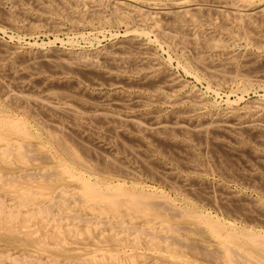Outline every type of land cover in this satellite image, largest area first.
I'll return each mask as SVG.
<instances>
[{
	"label": "bare ground",
	"instance_id": "bare-ground-1",
	"mask_svg": "<svg viewBox=\"0 0 264 264\" xmlns=\"http://www.w3.org/2000/svg\"><path fill=\"white\" fill-rule=\"evenodd\" d=\"M2 1V0H1ZM18 1V0H17ZM23 1V0H22ZM26 1H28V0H26ZM31 1V0H30ZM32 1H34V0H32ZM36 2H38L37 0H35ZM42 1V0H41ZM48 1V0H47ZM53 1V2H52ZM57 1H59V4L60 5H58V3H56ZM72 0H51V2H52V4H50L49 2H47V4L49 3V6L48 7H50V8H52V9H50L49 8V10L51 11V13L52 12H54L56 15L57 14H59V15H57V16H55V17H58V18H61L60 17V15H63V17H64V15L65 16H67V17H70V15L71 14H73L72 16L73 17H70L71 18V20L73 19V20H78L79 21V17H80V20H81V22H82V20H83V18H86L87 17V19L88 18H90V17H93V16H96L95 18H97L98 19V21H97V19H96V21H97V24L96 25H98V26H101V25H103V24H101V23H109V22H118L119 23V21H120V23L123 21V19H125V17H126V15L129 17V18H131L132 19V17H133V19H137V17H139V22L140 23H142V24H146L147 26V28H149V30L151 31L150 33H153L154 34V37L156 38V41H160V40H162L161 42H167L168 44H174V46L176 47V48H180L179 50H181L180 52L182 53V55H184L185 54V56L187 57V56H189L190 55V63H193L197 68V70L199 69L200 71H201V73L200 74H202V75H204L205 77H207L208 79H210V83L212 82V80H219L220 82L221 81H224V82H230V84H231V82H240V85L242 84V86L243 87H245V86H251L253 83H255L254 84V86L256 85V84H263L264 85V61H262V63H260V62H258V63H260V65H255L253 62H256L257 61V59H258V57L261 55V53H262V51L264 52V0H207V1H209V2H211V3H209V5H205V7H203V6H201V3L204 1V0H200V6H198L199 4H198V2H196L197 0H181V1H179L178 0V2L176 3L175 1H173V2H175V3H173V4H170V3H172V2H170L169 3V6L166 8V9H164V8H161V9H159L160 11V13H161V15H158L157 13H155L157 10H154L153 12H150V11H147V10H149V9H147V8H145V9H147V10H143L141 7H142V3H144V1L143 0H141L142 1V3L140 2V1H138V0H126V1H121V0H118L116 3L118 4H120L121 3V5L123 6V5H127L126 6V8L125 9H123V10H126V12H127V9H132V10H134V14H132L131 13V11H128L129 12V14H126L124 11V13H125V16L123 15V17H121L122 16V13L120 14V16L118 15V13H117V8H115V7H112L113 6V4H114V6H115V3L114 2H110V5H111V3H113L112 5H111V7L113 8V10H111L112 11V15H110V17H108L107 15L105 16V14L104 13H102V14H104V15H102L101 14V10H102V7L103 6H105L106 8H107V4L106 3H108L109 1H106V0H73L72 2H71ZM158 1H160V0H158ZM165 1H169V0H162V2L161 3H163V2H165ZM190 1H194L197 5V7L195 6V7H191L192 5H191V3H193V2H190ZM206 1V0H205ZM205 1H204V3H205ZM206 1V2H207ZM25 2V1H24ZM23 2V3H24ZM46 2V0H44V2H43V4ZM147 2V1H146ZM190 2V3H189ZM53 3L55 4V5H58V7L57 6H55V7H51V5H53ZM87 3H88V5H89V3H90V5L89 6H87ZM149 3H150V1H149ZM160 3V2H159ZM204 3H202V5H204ZM217 3V4H216ZM30 5V4H28L27 2H25V4H21L22 5V7H23V10H22V8H21V10L22 11H25V10H27L28 8L27 7H25V6H23V5ZM35 4V3H34ZM38 4H40V3H38ZM106 4V5H105ZM146 4V3H145ZM153 3H151V5H152ZM154 4H157V3H154ZM166 2H165V6H166ZM218 5V4H220V5H222V10H218V9H215L214 7H215V5ZM21 5H20V7H21ZM42 5V4H41ZM119 6V5H116L117 7L119 6V8H121L122 6ZM158 6H159V4H157ZM191 5V6H190ZM47 6V5H46ZM45 6V7H46ZM144 6V5H143ZM160 6H162V4L160 5ZM164 6V5H163ZM30 7V6H29ZM36 7V9L38 10L39 9V7L38 6H35ZM38 7V8H37ZM45 7H43V9L45 8ZM48 7H46V9H48ZM127 7H129V8H127ZM13 8V7H12ZM105 8V9H106ZM109 8V7H108ZM151 8V7H150ZM157 8V7H156ZM218 8V7H217ZM30 9H31V7H30ZM33 9H35L34 8V5H33ZM46 9H44V12H46ZM104 9V8H103ZM104 9V10H105ZM110 9V8H109ZM164 9V11H162L161 12V10H163ZM220 9V8H219ZM29 10V9H28ZM107 10V9H106ZM105 10V11H106ZM119 10V9H118ZM153 10V9H152ZM213 11V15H212V11ZM32 11V10H31ZM36 11V10H35ZM48 11V10H47ZM110 11V10H109ZM10 12H12V11H10ZM9 12V14H11ZM14 12V11H13ZM13 12H12V14L11 15H9V16H6V20L5 19H3V17H1L3 20H5L7 23H8V21H9V23L13 20ZM19 12V11H18ZM26 12V11H25ZM33 12H34V10H33ZM41 12H43V11H41ZM40 11H39V13H41ZM43 12V13H44ZM158 12V11H157ZM16 13V12H15ZM14 13V14H15ZM35 13H37V12H35ZM46 13H48V12H46ZM45 13V14H46ZM54 13H52V14H54ZM111 13V12H110ZM110 13H108V14H110ZM120 13V12H119ZM131 13V14H130ZM8 14V13H7ZM29 14V11H28V13H25L24 15H27L29 18H30V16L28 15ZM34 14V13H33ZM44 14V15H45ZM4 16H5V14H3ZM22 15H23V13H22ZM37 15V14H36ZM36 15H32L31 17H33L34 19H36V22H40L39 20H41L40 18H38L39 20L37 21V18H35V16ZM41 15V14H40ZM43 15V14H42ZM92 15V16H91ZM132 15V16H131ZM216 17H215V16ZM46 16H48V15H46ZM90 16V17H89ZM105 16V17H104ZM136 16V17H135ZM212 17V18H217V20L219 19V23H218V26L219 27H217L216 28V30L218 29V30H220L221 31V29H223V30H226V31H228V33L230 32V33H233V34H235V36L236 37H238V38H240L241 40L243 39V42L245 41L246 43H252V44H254V46H253V48L254 47H256L255 48V50H257V51H255V53H253V55L251 56H247V57H239V56H236L235 55V51L233 52V54L235 55V56H233V55H228V53L226 54V55H224L223 56V58H217V59H214V57L215 56H213V58H212V55H216V53H217V55H219V53H220V51H219V53L218 52H216V50H223V51H225L226 52V50L229 48V47H231L233 44H232V42H230V38L233 36L232 34V36H230L229 37V39L227 40V39H224V38H222L223 37V35L222 34H220V31L218 32L219 34H220V36L222 35V37H220L219 35H217V37L216 36H214L213 37V33L211 34V33H207L208 34V36H210V37H206L207 36V34H205V33H203L204 34V36L201 34V32H199V29L201 28H199L198 30H196V28H195V26H200V25H205V23L207 22V24H208V22H209V18L208 17ZM17 18H18V16H16ZM25 17V16H24ZM50 17V16H49ZM52 17V16H51ZM210 17V20H212V18ZM14 18H15V16H14ZM17 18H15V19H17ZM26 18V17H25ZM54 17H52V19H53ZM94 18V19H95ZM15 19L12 21V22H14L15 21ZM48 18H46V20H47ZM49 19H51V18H49ZM86 19V20H87ZM92 19V18H91ZM94 19H92V21L94 20ZM131 19H129V21H131ZM18 20V19H17ZM42 20H44V18L42 19ZM45 20V21H46ZM54 20V19H53ZM61 20V19H60ZM72 20V21H73ZM162 20H164V22H165V24L164 25H162ZM30 21V20H29ZM48 21V20H47ZM46 21V22H47ZM70 21V20H69ZM78 21H77V23H78ZM84 21H85V19H84ZM83 21V22H84ZM92 21H86V22H84V23H86V24H88V22H92ZM133 21V20H132ZM131 21V22H132ZM135 21V20H134ZM179 21H181L180 23L181 24H183V22L185 23V22H187V24H189V23H193L194 24V26H193V28L195 29L194 31H192V29H191V31H189L190 30V28L187 26L186 28H184L185 27V24L184 25H181V24H179ZM214 21L216 22V19H214ZM214 21L212 22V23H214ZM23 22H24V19H23ZM45 22V23H46ZM74 22V21H73ZM76 22V21H75ZM124 22V21H123ZM136 22V21H135ZM135 22H133V23H135ZM189 22V23H188ZM211 22V21H210ZM210 22H209V24H210ZM218 22V21H217ZM217 22H216V24H217ZM1 23V22H0ZM8 23V24H9ZM30 23H31V21H30ZM30 23H28L27 25H29ZM43 23V22H42ZM41 23V24H42ZM50 23H55V22H50ZM71 23V22H70ZM80 23V22H79ZM93 23H94V21H93ZM100 25H99V24ZM117 23V24H118ZM126 23V22H125ZM140 23H137V24H140ZM4 24V23H3ZM12 24V23H11ZM38 24V23H37ZM37 24H35V22L34 23H31L29 26H30V28H32V27H34V28H36V26H37ZM46 24H48V22L46 23ZM56 24V23H55ZM54 24V25H55ZM113 24V23H112ZM193 24H191V25H193ZM10 25V24H9ZM13 25V24H12ZM24 25V24H23ZM43 25V24H42ZM91 25H93V24H91ZM106 25V24H105ZM114 25V24H113ZM121 25V24H120ZM124 25V24H123ZM130 25V24H129ZM191 25H189V26H191ZM203 25V26H204ZM213 25V24H212ZM215 25V24H214ZM28 26V27H29ZM39 26L40 25H38V28H39ZM44 26V25H43ZM49 26V25H48ZM94 26H95V24H94ZM98 26H96V28L98 27ZM112 26V25H111ZM126 26V25H125ZM140 26H142V25H140ZM145 26V25H144ZM207 26V28L209 27V26H211V25H206ZM217 26V25H216ZM215 26V27H216ZM47 27V26H46ZM128 27V26H127ZM192 27V26H191ZM33 28V29H34ZM53 28V27H52ZM55 28V27H54ZM100 28V27H99ZM105 28V27H104ZM138 28V27H137ZM141 28V27H140ZM187 28H189V30L187 29ZM204 28V27H203ZM206 28V27H205ZM213 28H214V26H213ZM212 28V29H213ZM221 28V29H220ZM40 29V28H39ZM60 29V28H59ZM106 29V28H105ZM109 29V28H108ZM136 29V28H135ZM142 29V28H141ZM211 28H209V30H210ZM215 29V28H214ZM56 30H58V29H56ZM76 30H77V28H76ZM101 30H102V28H101ZM139 30V29H138ZM148 30V29H147ZM188 30V31H187ZM31 31H32V29H31ZM49 31V30H48ZM125 31H129V30H126L125 29ZM124 31V32H125ZM130 31H131V27H130ZM146 30H144V31H137V30H135V31H133V29H132V32H131V35H127V32H125V35L127 36H125V35H123V36H125L124 37V39L122 38V36H121V38L124 40H122L121 42L119 41V42H117V40L119 39L118 38V36H117V40H116V38H115V40H116V43H112L110 46H109V48L108 49H102V52H99V50H100V48H98L97 49V52H99V53H97L96 51H91V54H88V55H91L90 57H88V56H85V55H82L83 54V52H82V54H80L81 53V51H80V55L78 54V53H76L75 52V54H76V56H72V55H69L70 53V51L68 52V54L67 53H65L64 54V52L63 51H66L67 52V49L65 50H63V49H61V50H59V48H56V51L54 50L55 48H52L53 50H49L48 52L47 51H45L46 49L48 50V48H50L48 45L49 44H47V46H48V48H46L45 50H40L41 52H40V54L39 55H37V56H33V57H28V55H25L26 53H24V55L25 56H27V57H22V55L19 53V55H18V52H16L17 53V56L14 54V50H12V49H14V48H17L16 47V45H15V47L13 46L12 47V45H11V47H12V49H11V47L10 46H7V45H9L7 42H5V43H7V45L5 46V45H3V48L4 47H8L7 49H10L11 51L10 52H7L8 54H6V53H4V50L2 49L1 51H2V55H1V53H0V75H2L1 77H3L4 78V80H6L7 79V77H8V79H12V81H14V82H12L13 83V86L16 84V86H17V88L16 87H13V86H10L11 85V83L10 82H8V83H10V85H7L8 83H7V80L5 81V83H3L4 82V80H2V79H0V80H2V81H0V88L2 89L1 91L3 92L2 94H4V97H3V95L1 96V97H3L4 98V101H1L0 100V169H3V168H11L13 165H16V166H18L19 168H20V170L21 171H19L18 172V170L15 172V173H20L19 175H17L16 174V176H14L15 175V173H14V171L12 172V174L14 173V175L12 176V175H10L9 174V172H11V169L9 170V172H6L7 173V175L5 174V175H3L2 173H0V188H2V189H10V190H12V191H10L11 193H12V195L14 196V198L16 199L15 201H13V203L15 202H17V205L18 206H23V208L24 207H29V209L25 212V211H23V212H21L20 210H17L18 208H17V206H16V208L14 207V206H12V207H14V208H9L8 209V207H5V205L2 203V201L0 200V232L1 231H6V234L4 235V236H7L8 237V239L10 238V240L13 242V244H15L16 242L15 241H17V237L16 236H19V226H21V228L22 229H24V227H25V225L26 224H28V223H26V222H29V221H31V220H33V219H36V218H38L39 216L41 217L42 216V220L44 221L45 220V218L47 219L48 217H50V216H52L53 217V213H52V208L54 207V206H56V208H58V213L60 212V211H65L66 212V214L68 215V216H70L71 218H72V216H73V221H75V219H77L76 221L78 222V221H80V220H82V222H84V224H85V227L86 228H89L90 227V224H92L93 222H95L96 223V221H97V219L99 220V218H98V216L100 215V216H102L103 218H101V220H103L102 222L105 224V225H111L112 224V219H114L115 221H120V219H122L123 218V215L124 214H127V215H129L130 217H132V218H137V217H142L145 221V223H144V225H145V227H143V228H137V227H135V225L133 226V223L132 224H126V223H124V225L122 224V223H118V222H116V223H114V224H112V230L113 229H115V228H122L124 231H127V232H131L132 234V239H131V243H132V245H136L135 246V248L140 244V237L143 235V233H145L146 232V235H148V241H147V247H151V248H157V251L159 252V253H157V254H159L160 255V258H161V261H167L168 259H177V260H182V261H184L185 259H184V256L188 253H186V251H192L193 253L194 252H197V253H194L195 255H197V256H202L203 254V252L205 251H202V255L200 254V252H201V249L198 247V246H195L194 245V243H192L191 242V240H188V234H190V235H192V234H200V235H203V234H205L207 237H208V239H209V236L210 237H212L213 239H214V241H215V248H216V251H217V254H213L212 256H211V253H213V252H206L205 251V258L207 257V256H210L211 258L212 257H216V258H218L219 260L218 261H222L224 264H264V233L263 232H260L261 230H259L258 228V230L259 231H257V230H255V229H253L252 227H251V225L249 226V227H251V228H244L243 226L242 227H237L238 225H239V223H238V225L236 226V224H234V223H232V221H228L227 222V220L225 221V220H223V221H221V220H219L218 218H219V215H217L218 216V218L215 216V218L214 217H212L211 215H209V213H210V210H208V214L206 213V211H204L205 213H203V211H200L199 209H197L198 207H196L195 205H194V202H196V201H191L192 199H185L186 200V203H183V201H185V200H183L182 201V203L184 204H182L181 206H179V205H177V204H175L173 201H172V198L170 197V195H169V193H168V197H170L169 199L167 198V196L165 195H163L160 191H158V190H161L160 188H158V192L157 191H155V190H153V189H155V188H153L152 190H148L147 188H148V186H150V185H148V186H146L145 185V187H142L143 186V184H142V188H140L137 184H134V182L133 183H130L129 185L125 182V178H124V180H122L123 178V176L120 178V176L122 175V174H125V176L127 175L128 177L130 176V177H135L136 175H137V177H138V174L139 173H137L136 174V172H135V174L136 175H134V171H135V169L134 170H130V169H127L126 167H124V164H123V160L122 159H120V160H122L123 162L121 163V161L118 163V161H116L114 158H111L110 156H112V155H109V151H108V149H106V147H101L100 145H99V143H98V145H96L95 144V142H94V140L96 141L97 139H99L100 137L102 138L103 136H106V135H108L109 137L108 138H111L112 137V139L114 138L115 139V141H116V139L119 137V139L121 140V138H120V136H118L117 135V133L119 132H116V130L115 129H117V128H112V127H114V126H111V125H113L112 123H114V124H116V123H118L119 125H126V126H129V127H127V128H132V129H134L135 131H137V134H138V132L139 133H141L142 135H144L143 137H145V134L147 135V137H145V138H148V136L149 137H157V139H158V136L161 138V136L163 137V134H164V136H165V138H167V140L168 141H171V143H169V145L171 144H173V143H175L176 145H177V147L178 146H181L182 147V149H181V151L183 150V148L185 149H188V147L189 148H191L190 147V145L189 146H186L187 144H185L186 142H188V141H190V140H192V139H195L194 140V142L196 141V139L198 140V141H200L199 143H200V145L202 144V142H204L203 144H206L205 142L206 141H209L210 140V138L211 137H209V135L207 136V134L210 132V135L212 134V133H215V131H218V132H221V134L219 135V139H220V136L221 135H223V139H222V141L220 140V142L218 143V145L221 143V145H219V146H225L226 148H228V150H229V148L231 147V145H229V141H232V142H234L236 145H234L235 147L232 149V148H230V151L232 150V154H233V152H234V150L236 151V152H238L239 153V155H240V153H242V151L244 152H246V147L248 146V144H247V139L249 138V140H250V138H252L251 136L253 135V137H255V138H258V137H260V136H263L264 137V122L262 121V120H264V119H262L261 121L263 122H260V121H258L257 119H258V117H261V116H258V117H255L256 115H254V113L252 114V108L254 107L253 105H252V107H248L247 106V108L246 107H244L243 109H244V111L242 110V111H236V109L237 108H232L233 110L231 111V109H226V108H224V109H226V112H227V110L228 111H230V113H229V115H223V114H220V113H218V114H215V116H214V114H212L213 116L212 117H208V116H204L205 115V113L203 114L202 112H201V114L203 115V117L201 116V114L200 115H198V113L199 112H197V110H195L194 111V109H191L190 107V109L192 110V113H193V111H194V113L195 112H197V115L198 116H194V115H190V113H189V111H188V114H181V112H180V110H178V111H176L177 109H174L175 111H176V115L174 114V117L173 116H170V118L168 117L169 115H170V111H168V114L169 115H167V117L169 118L168 120L165 118V115H163L162 113V116L165 118V119H162L163 117L161 116V117H156L157 115H154L153 116V114H150V115H145V114H143V111H141L142 113L139 115L137 112V116L135 115V116H133V115H128V112H126L125 111V113H127V114H124V113H122V114H124L123 116H121L120 114H119V112H118V114L117 115H115V114H113V113H111V111L112 110H109L110 112H107V109H106V111L105 110H103V108H101V105L103 106V104H104V106L105 105H108V106H112V107H114L115 106V108L117 109V107H118V109L119 108H124V109H128L129 107V109H131L132 107H136V108H138L139 106H143L141 109H143L144 107H146L145 106V104H147L151 99L150 98H154V97H151L150 96V93L148 94L150 97H148V95H147V98H149L148 100H146V101H148V102H146L145 103V99L146 98H140L137 94H134V93H132L131 95H125V94H123L122 92V94L119 96V97H117L118 96V93H115V94H117V96H114L113 97V99H111L110 97L112 96L111 94H110V96H108L109 98H106V97H104V98H102V100L100 99H98L97 98V100L96 99H94L95 97L93 96V95H95V92H94V94H92V91H91V96H93L94 98H92V97H90L89 95H87L88 93H85V92H83V91H81V90H79L78 88V86H80L79 85V83H77V81H76V83L77 84H69L68 86L66 85V84H64L63 86H62V84H60L59 86H56V82L59 80V78L58 79H56V81H51V83H50V81H48L47 83L49 84V86L51 85V84H55L54 85V87L52 86V87H48V86H46V85H48V84H46L45 86H44V84H45V80L48 78V79H51L50 77H47V78H45V80L44 79H38L37 81L41 84V91L43 90L42 89V86H44L45 88H44V90H43V93H41V91L40 90H38L37 89V87L40 85L39 83H37V81H34V83H35V85H36V83L37 84H39V85H36V89L32 86L33 84L31 83V81H30V83H31V85H30V87L28 88V90L25 88V87H28V84H27V82H28V80L27 79H29V78H31V76H34V74L35 75H37V72H39V71H44L45 69L44 68H46V67H48V70L50 69V70H53L54 72H57L58 70L59 71H63V73L64 72H74L73 74L75 75V77H76V73L78 74V76H79V74H81L82 73V76H80V77H82V78H84V76H86L85 78H88L87 76H88V74L89 73H87V71L88 72H91L92 71V74H98L99 73V69H101V67L104 69V70H101L100 72L101 73H105V74H107V76L109 75L110 76V74H112L111 76L113 77V78H117V80H119V79H123L124 78V75H123V77H114V76H116V74L119 72V73H122V74H124V73H126L127 72V70H128V66L129 65H131V66H135L136 67V65H137V62H135V60L137 59V61H139L138 59H143V57L142 58H138V56L140 55L139 53H141V54H143V52L144 53H147L148 51H147V45L149 44H147L146 43V39L147 38H149L148 37V32H145ZM200 31H202V28H201V30ZM204 31H206V30H204ZM92 32V31H91ZM100 31L98 30V33H99ZM211 32H214V31H211ZM225 32V31H224ZM149 33V34H150ZM217 32L215 31V34H216ZM221 33H222V31H221ZM104 34V33H103ZM153 34H152V36H153ZM211 34V35H210ZM224 34V33H223ZM111 35V34H110ZM229 35V34H228ZM68 36V35H67ZM72 36V35H71ZM86 36V35H85ZM90 36V35H89ZM91 36H93V35H91ZM90 36V37H91ZM113 36H116V35H114L113 34ZM212 36V37H211ZM235 36H234V38H231L232 40L233 39H235ZM82 37V36H81ZM110 37H112V36H110ZM76 38V37H75ZM94 38V37H93ZM101 38H102V36H101ZM145 38V39H144ZM153 38V37H152ZM151 38V39H152ZM226 38V37H225ZM10 39V38H9ZM95 39H96V36H95ZM94 39V40H95ZM99 39V38H98ZM97 39V40H98ZM56 40V39H55ZM75 40V39H74ZM96 40V41H97ZM120 40V39H119ZM231 40V41H232ZM237 40V39H236ZM57 41V40H56ZM69 41H70V39H69ZM68 41V42H69ZM86 41H87V39H86ZM150 41H152V40H150ZM239 40H237V42H238ZM28 42V41H27ZM41 42V41H40ZM63 42V41H62ZM72 42H75V41H72ZM72 42H70V43H72ZM110 42H111V40H110ZM158 42H157V44H158ZM240 43H241V41H239ZM244 42V43H245ZM1 43V46H2V42H0ZM5 43H3V44H5ZM166 43V44H167ZM234 43H235V40H234ZM243 43V44H244ZM12 44V43H11ZM77 43H75V45H76ZM89 44V43H88ZM154 44H155V42H154ZM165 44V46H168V45H166ZM232 44V45H231ZM237 44V43H236ZM235 44V46H237ZM242 44V43H241ZM14 45V44H13ZM40 45H42V44H40ZM44 45V44H43ZM80 45V44H79ZM94 45V44H93ZM150 45H152V44H150ZM19 46V45H18ZM53 46H54V44H53ZM52 46V47H53ZM155 46V45H154ZM158 46H160V44H158ZM238 46H241L240 44H238ZM248 46H249V44H248ZM45 47V46H44ZM91 47V46H90ZM96 47V46H95ZM107 46H105V48H106ZM242 47L244 48V45H242ZM246 47V46H245ZM2 48V47H1ZM0 48V49H1ZM20 48V47H19ZM40 48V47H39ZM41 48H43V47H41ZM69 48V47H68ZM97 48V47H96ZM148 48H151L150 49V51L149 52H151V50L153 49V47H148ZM154 48H156V47H154ZM189 48L191 49V50H189ZM232 48V47H231ZM239 48V47H238ZM237 48V49H238ZM249 48V47H248ZM252 48V47H251ZM18 49V48H17ZM59 51H58V50ZM170 49H172V48H170ZM174 49V48H173ZM236 49V51H238ZM247 48H245V50H246ZM63 50V51H62ZM69 50V49H68ZM71 50V49H70ZM96 50V49H95ZM160 50H162V48H161V46H160ZM164 50V49H163ZM162 50V51H163ZM166 50H167V48H166ZM166 50H164V51H166ZM175 50V49H174ZM186 50H188V51H190V52H192L193 54H191L190 52V54L188 55H186ZM239 50H240V48H239ZM249 50H250V48H249ZM7 51H9V50H7ZM15 51H17L16 49H15ZM28 51V50H27ZM31 51V50H30ZM29 51V52H30ZM39 51V50H38ZM37 51V52H38ZM61 51L63 52V53H61ZM73 51V50H72ZM71 51V52H72ZM156 50H154V51H152L151 53H153V52H155ZM172 51V50H171ZM176 51V50H175ZM213 51H215L216 53H214ZM222 51V52H223ZM243 51H244V49H243ZM242 51V52H243ZM248 51V50H247ZM252 51V50H251ZM23 52V51H22ZM36 52V53H37ZM157 52V51H156ZM177 52V51H176ZM179 52V53H180ZM213 52V53H212ZM229 52V51H228ZM245 52V51H244ZM4 53V54H3ZM31 53V52H30ZM35 53V54H36ZM86 53V52H85ZM93 53H97V55H92ZM139 55H138V54ZM151 53L150 54H148V55H151ZM166 53H167V51H166ZM171 53V52H170ZM184 53V54H183ZM209 53H211V54H209ZM224 53V52H223ZM231 53H232V51H231ZM230 52H229V54H231ZM251 54V52L249 51V52H247V54ZM28 54V53H27ZM32 54H34V53H32ZM31 54V55H32ZM71 54H73V53H71ZM86 54V55H87ZM135 54H137V56H135ZM158 54V53H157ZM169 54V53H168ZM174 54V53H173ZM240 54H242V55H244V53H239V55ZM30 55V54H29ZM148 55H146L147 57H148ZM177 55V54H176ZM181 55V54H180ZM179 55V56H180ZM181 55V56H182ZM19 56V58H20V56H21V59H19L18 60V57ZM93 56V57H92ZM141 56V55H140ZM145 56V57H146ZM153 56H156L155 54L153 55ZM168 56H170V54L168 55ZM175 56V55H174ZM245 56V55H244ZM263 56V55H262ZM137 57V58H136ZM146 57V58H147ZM149 57H152V56H149ZM148 57V58H149ZM156 57H159L158 55L156 56ZM176 58H178L177 56H175ZM184 57V56H183ZM182 57V58H183ZM136 58V59H135ZM144 59L143 61H146V60H148V61H150V62H152V60H150V59ZM152 58H155V57H152ZM161 58H163V57H161ZM160 58V59H161ZM169 58V57H168ZM170 58L171 59H173V57H171L170 56ZM188 59L187 60H189V57H187ZM262 58V57H261ZM17 59V60H16ZM158 59V58H157ZM165 59H167V58H165ZM168 60H170V59H168ZM256 60V61H255ZM264 60V59H263ZM148 61H146L145 63H147ZM159 61V60H158ZM158 61H153V62H155L156 64H153L154 66L153 67H155V66H157L158 64H157V62ZM175 61V60H174ZM135 62V64L136 65H134L133 63ZM150 62H148V64H149V66L151 67V64L153 63H151L150 64ZM177 62V61H176ZM179 62V61H178ZM183 62H185V61H183ZM189 62V61H188ZM188 62H185V63H188ZM144 63V62H143ZM143 63H141V65H139V66H142L143 65ZM158 63H160V61L158 62ZM166 63V62H165ZM254 64V65H252V64ZM257 63V62H256ZM128 66H127V65ZM168 64V63H167ZM177 64V63H176ZM252 65L253 67L254 66H256V68L254 67H252L253 68V70H252V68L249 66V65ZM124 65H126V67H127V70H126V67H125V70H126V72H125V70H124ZM159 65H161V64H159ZM178 65V64H177ZM185 65H187V64H185ZM191 65V64H190ZM148 66V65H147ZM180 66V68H181V65H179ZM133 67H131V68H133ZM134 67V68H135ZM138 67V66H137ZM136 67V68H137ZM152 67V68H153ZM163 67V66H162ZM161 67V68H162ZM176 67V66H175ZM192 67H193V65H192ZM129 68H130V66H129ZM130 68V69H131ZM146 69L147 68V71H148V67H146L145 68V65H144V67L142 66V67H140L138 70L139 71H141L142 69ZM151 68V69H152ZM157 69H159L158 67H156ZM184 68V67H183ZM190 68H191V66H190ZM195 68V67H194ZM88 69V70H87ZM141 69V70H140ZM143 69V70H144ZM150 69V68H149ZM87 70V71H86ZM134 70V69H133ZM183 70V69H182ZM191 70V69H190ZM194 71H195V69H193ZM249 70H252V72L250 73V75L252 74V73H255L254 75H255V78L254 79H251L250 77H248L247 75H248V71ZM41 72L42 74L44 73V72ZM97 71V72H96ZM103 71V72H102ZM129 71V70H128ZM138 71V72H139ZM157 71V70H156ZM184 71V70H183ZM48 72H50V71H48ZM95 72V73H94ZM114 72H117L116 74H114ZM131 72H133L132 70H131ZM130 72V73H131ZM137 72V71H136ZM136 72H135V74H136ZM159 72H161V71H158V73ZM163 72H164V70H163ZM190 72V71H189ZM188 72V73H189ZM246 72V73H245ZM62 73V74H63ZM151 73V72H150ZM150 73H148V74H145V77L144 78H146L147 77V79H148V77L149 76H147V75H149ZM157 73V72H156ZM166 73H167V71H166ZM165 73V74H166ZM172 73V72H171ZM170 73V74H171ZM185 73H187V71H185ZM46 74V73H45ZM56 74H58V73H56ZM70 74V73H69ZM86 74V75H85ZM96 74L94 75V76H96ZM105 74H104V76H105ZM132 74H134V72L132 73ZM154 74V73H153ZM162 73H160L159 75H161ZM164 74V73H163ZM192 74V73H191ZM196 74V73H195ZM199 74V75H200ZM247 74V75H246ZM40 75V74H39ZM58 75H60V74H58ZM100 75L103 77V74H99L98 76V78H100ZM118 75V74H117ZM126 75H127V77H128V74L126 73ZM138 75V74H137ZM151 75H152V73H151ZM150 75V76H151ZM156 75H158V74H156ZM155 75V76H156ZM159 75H158V77L157 78H159ZM173 74H171V76H172ZM186 75V74H185ZM193 75V74H192ZM191 75V76H192ZM253 75V74H252ZM43 76V75H42ZM65 76V75H64ZM70 76V75H69ZM92 76V75H91ZM90 76V74H89V77H91ZM94 76H92V77H94ZM143 76V75H142ZM141 76V77H142ZM154 76V75H153ZM153 76H151L152 77V79L153 78H156L155 76L153 77ZM203 76V77H204ZM71 77H72V74H71ZM91 77V78H92ZM106 77V76H105ZM112 77H110L111 78V80L110 79H105V80H107V81H111L112 82ZM127 77H126V79H127ZM130 77H131V79H132V76L130 75ZM129 77V78H130ZM141 77H140V79H141ZM150 77V78H151ZM165 77V76H164ZM163 77V79H162V81L163 82H166V77L164 78ZM172 77H176V76H172ZM170 78V77H167V78H169V79H171L172 81H176L177 79H174V78ZM194 77V76H193ZM202 77V76H201ZM202 77V79L204 80V78ZM254 77V76H253ZM81 78V79H82ZM84 78V79H85ZM97 78V79H98ZM128 78V79H129ZM134 78V77H133ZM156 78V79H157ZM196 78H198L197 76H196ZM207 78H206V80H207ZM32 79H34V78H32ZM31 79V80H32ZM47 79V80H48ZM54 80H55V78H53ZM52 79V80H53ZM63 79H65V78H63ZM69 79V78H68ZM72 79H74L73 77H72ZM78 78L76 77V80H77ZM97 79H95V81L97 80ZM104 79V78H103ZM131 79H129L130 81V84H131V86H132V80ZM140 79H139V77H138V80H139V82H141V84H139V82H138V84L139 85H141V87H143V91H147V90H149V92H151L152 90H153V92H154V89H156V87L158 88V85H161V84H163V83H158L156 80H152V81H148L147 82V79H146V81H143V80H141L140 81ZM160 79H161V77H160ZM159 79V82H162L161 80ZM174 79V80H173ZM36 80V79H35ZM91 83L92 82H94L93 81V79H88ZM88 80H86L87 81V83H90V82H88ZM100 80H102V79H100ZM116 80V79H115ZM115 80H113V84H114V81ZM116 80V81H117ZM124 80H125V78H124ZM123 80V81H124ZM150 80V79H149ZM158 80V79H157ZM179 80V79H178ZM177 80V81H178ZM196 80V79H195ZM202 80V81H203ZM60 81L62 82V79H60ZM66 81H68L67 79H66ZM85 81V80H84ZM115 81V82H116ZM122 81V80H121ZM121 81H117L118 82V84H120L119 82H121ZM134 81V80H133ZM155 81H156V83H155ZM169 81V80H168ZM65 81H63L62 83H64ZM75 81L74 80H72V82H70V83H74ZM128 82V80H127V82L126 83H129ZM180 82V81H179ZM181 82H182V80H181ZM184 82V81H183ZM218 82V81H217ZM44 83V84H43ZM65 83H67V82H65ZM69 83V82H68ZM67 83V84H68ZM100 83V82H99ZM125 83V84H126ZM137 83V82H136ZM157 83H158V85H157ZM175 83V82H174ZM173 83V84H174ZM206 83V82H205ZM210 83H208V85L210 84ZM235 83V84H236ZM43 84V85H42ZM93 84V83H92ZM90 85V86H93V85ZM101 84V83H100ZM100 84H98V85H100ZM111 84V83H110ZM135 83L133 82V85H134ZM137 84V85H138ZM168 82L166 83V87L168 86ZM171 84V83H170ZM176 84H178L177 82H176ZM181 84H183V83H181ZM220 84V83H219ZM234 84V83H233ZM234 84V85H235ZM78 85V86H77ZM94 85H95V83H94ZM97 85V84H96ZM109 85V84H108ZM107 85V86H108ZM128 86H129V84H127ZM137 85H135L136 86V88H137ZM180 84H178V86H179ZM185 85V84H184ZM218 85V84H217ZM224 86H226L225 84H223ZM228 85V84H227ZM263 85H262V87H263ZM65 86V87H64ZM78 88H77V87ZM121 86H123V85H121ZM134 86V87H135ZM177 86V87H178ZM181 86V85H180ZM212 86L214 87L215 86V88L216 87H218V86H216V85H213L212 84ZM221 86H222V84H221ZM231 86V85H230ZM229 86V87H230ZM236 86V85H235ZM256 86H258V85H256ZM31 87H33L34 89H35V91H34V89H33V91H29V89L31 88ZM133 87V86H132ZM163 87V86H162ZM169 87H172V85L170 86L169 85ZM169 87H168V89H169ZM82 88V87H81ZM80 88V89H81ZM86 89H87V86L85 87ZM128 88H130V87H128ZM174 88H176V86L174 87ZM180 88V87H179ZM179 88H176V89H173V88H171L172 90H170V91H173L172 92V95H173V93L175 92V91H178L177 89H179ZM181 88H183L182 86H181ZM180 88V89H181ZM206 88H207V86H206ZM218 88H220V86L218 87ZM227 88V87H226ZM231 88V87H230ZM236 88H237V86H236ZM259 89H261L260 88V86L258 87ZM257 88V89H258ZM264 88V87H263ZM82 89H84V87L82 88ZM132 89V88H131ZM138 89V88H137ZM137 89H136V91H137ZM142 89V88H141ZM141 89H139V90H141ZM164 88H159V90H161V92H162V90H163ZM166 89V88H165ZM223 89V88H222ZM234 89H235V87H234ZM240 89V88H239ZM242 89V88H241ZM250 89V88H249ZM32 90V89H31ZM88 90V89H87ZM123 90V89H122ZM156 90H158V89H156ZM156 90H155V92H156ZM158 90V91H159ZM182 90V89H181ZM209 90V89H208ZM246 90V89H245ZM0 91V92H1ZM37 91H39V92H37ZM86 91V90H85ZM90 91V90H89ZM100 91V90H99ZM143 91H142V93H143ZM157 91V92H158ZM168 91V90H167ZM169 91V92H170ZM184 91V90H183ZM182 91V92H183ZM190 91V90H189ZM211 91V90H210ZM214 91V90H213ZM230 91V90H229ZM229 91H228V93H229ZM234 91V90H233ZM238 91V90H237ZM247 91V90H246ZM248 91H250V90H248ZM88 92V91H87ZM156 92V93H157ZM160 92V93H161ZM164 92V91H163ZM168 92V93H169ZM181 92V93H182ZM185 92V93H184ZM183 93L185 94V95H187L188 93L186 92V91H184ZM191 92V91H190ZM198 92H200V91H198ZM198 92H193L194 94L195 93H198ZM232 92V91H231ZM239 92V91H238ZM39 93H41V94H39ZM104 93V92H103ZM130 93V92H129ZM139 93V92H138ZM141 93V92H140ZM145 93V92H144ZM152 93V92H151ZM155 93V94H156ZM233 93V92H232ZM236 93V92H235ZM242 93H244V92H242ZM96 94H97V92H96ZM101 93H99L98 95H100ZM134 94V96H132ZM146 94V93H145ZM154 94V95H155ZM183 94V95H184ZM192 94V93H191ZM231 94V93H230ZM234 94V93H233ZM259 94V93H258ZM103 95V94H102ZM105 95V94H104ZM136 95V96H135ZM140 95V94H139ZM143 95V94H142ZM153 95V96H154ZM172 95H171V99L173 100V98H172ZM182 95V94H181ZM180 95V96H181ZM182 95V96H183ZM184 95V96H185ZM215 95V94H214ZM229 95V94H228ZM241 95V94H240ZM243 95V94H242ZM246 95V94H245ZM95 96H97V95H95ZM143 96H145V95H143ZM155 96H157V95H155ZM164 96H166V94H163V96L161 97V95L159 96V104H163V101L165 100H163V97ZM176 96H178V95H175L174 96V98L176 97ZM188 96V95H187ZM193 96V95H192ZM200 96H202V97H205V96H203V94L201 95H199V97ZM216 96V95H215ZM248 96V95H247ZM102 97V96H101ZM116 97V98H115ZM167 97V99H168V95L166 96ZM207 97V96H206ZM235 97H237V95L235 94ZM234 97V98H235ZM239 97V96H238ZM263 97V96H262ZM177 98H179V97H177ZM182 98V97H181ZM190 98V100L191 101H193V98H191V97H189ZM197 98V97H196ZM195 98V99H196ZM201 98V97H200ZM200 98H199V100H200ZM256 98H258V97H256ZM264 98V97H263ZM144 99V100H143ZM157 98L155 97V99H154V101L156 100ZM187 99V98H186ZM186 99H184L183 100V98L182 99H180V100H182V102H184ZM202 99V98H201ZM228 99V98H227ZM99 100V101H98ZM163 100V101H162ZM168 100H170V99H168ZM177 100V99H176ZM176 100H174V101H176ZM180 100H177L178 102L180 101ZM204 100V99H203ZM238 100V99H237ZM236 100V101H237ZM257 100V99H256ZM260 99H258V101H259ZM262 100V99H261ZM260 100V101H261ZM264 100V99H263ZM153 101V100H152ZM152 101H150V103L152 102ZM174 101H172V102H174ZM187 101V100H186ZM205 101L206 102H208V103H211L210 101H207L206 100V98H205ZM204 101V102H205ZM213 101V100H212ZM224 101L225 102H227V100H225L224 99ZM231 101V100H230ZM230 101H228V102H230ZM232 101H234V100H232ZM241 101V100H240ZM243 101V100H242ZM254 101V100H253ZM259 101V103L258 104H260L261 102ZM156 102H157V100H156ZM162 102V103H161ZM168 102V101H167ZM167 102L165 101V103L167 104ZM172 102H168V104L169 103H171V106H173L172 105ZM177 102V105L180 103H178ZM194 102H199V101H193L191 104H195ZM202 103H201V105L203 104V101H201ZM247 102H248V100H247ZM249 102H250V100H249ZM257 102V101H256ZM5 103H12V105H14V106H17V107H19V109H22V112L23 111H25L26 113H27V115L29 114V115H31V117L33 118V120L35 121H37V123H39L40 124V126H41V130L43 131L42 132V135L44 136H40L39 134L40 133H37V132H35L34 130H32L31 128L32 127H30L28 124H27V122L24 120V118H21L20 116L21 115H19V116H16L15 114H13V110H11V107L10 106H8V105H5ZM164 103V104H165ZM200 103V102H199ZM234 103H236V102H234ZM253 103V102H252ZM251 103V104H252ZM263 103V102H262ZM260 104V105H258L260 108L262 107H264L263 105L264 104ZM152 104V103H151ZM154 104V103H153ZM167 104V105H168ZM173 104H175V102L173 103ZM180 104H182V103H180ZM184 104H185V102H184ZM187 104V108H188V106H189V104L188 103H186ZM197 104V103H196ZM239 104H240V102H239ZM242 104V103H241ZM244 104V103H243ZM249 105H250V103H248ZM254 104V103H253ZM158 105V104H157ZM210 105V104H209ZM230 105V104H229ZM237 105V104H236ZM245 105V104H244ZM262 105V106H261ZM108 106H107V108H108ZM150 106V105H149ZM154 106V105H153ZM170 106V105H169ZM168 106V107H169ZM176 106V105H175ZM181 106V108H182V105H180ZM186 106V105H185ZM195 106V105H194ZM194 106H191V107H194ZM200 106V105H199ZM204 107H205V105H203ZM219 106V105H218ZM246 106V105H245ZM164 107V106H163ZM166 107V106H165ZM201 107V106H200ZM203 107V108H204ZM210 107H212V105L210 106ZM224 107V106H223ZM226 107V106H225ZM230 107V106H229ZM14 108V107H13ZM106 108V107H105ZM111 108V107H110ZM149 107H147V109H148ZM157 108H158V106H157ZM172 108V107H171ZM174 108V107H173ZM202 108V109H203ZM207 108V107H206ZM214 108V107H213ZM228 108V107H227ZM240 108V107H239ZM256 108V107H255ZM14 109H16V107L14 108ZM18 109V108H17ZM121 109V110H122ZM146 109V108H145ZM150 109V108H149ZM156 109V108H155ZM155 109L153 108V110L155 111ZM160 109H161V111L160 112H162V110L164 109H162V106H160ZM159 108H158V110H160ZM167 108H165L164 110H166ZM178 109H180V107L178 108ZM185 109H183V111L185 110ZM215 109H216V107H215ZM219 109V108H218ZM257 111H259V108L257 107ZM37 110H38V112H44V116H46L47 118H45L44 116H43V112H42V115H40V116H37V115H39V113L37 112ZM133 110V109H132ZM144 110V109H143ZM152 110V111H153ZM158 110H156V112L158 111ZM173 110V109H172ZM208 110V109H207ZM211 110V109H210ZM210 110H208L209 111V113H210ZM220 110H222V112H223V109H221L220 108ZM219 110V111H220ZM240 110V109H239ZM256 110V109H255ZM254 110V111H255ZM263 110V109H262ZM16 111V110H15ZM115 110H114V108H113V111L112 112H114ZM118 111V110H117ZM129 111V110H128ZM135 111V110H134ZM133 111V112H134ZM138 111V110H137ZM151 112V113H153L151 110H148L147 111V113L148 112ZM200 111V110H199ZM202 111V110H201ZM253 111V112H254ZM131 112V111H130ZM133 112H132V114H133ZM140 112V111H139ZM146 112V111H145ZM144 112V113H145ZM149 112V113H150ZM155 112V113H156ZM160 112H157V114L159 113L160 114ZM172 112V111H171ZM178 112H180V114L178 113ZM191 112V111H190ZM212 112H214V111H212ZM218 111H217V109H216V113H217ZM261 112H263V111H261ZM116 113V112H115ZM154 113V114H155ZM173 113V112H172ZM175 113V112H174ZM185 113V112H184ZM191 113V114H192ZM208 113V112H207ZM224 113H225V111H224ZM160 114V115H161ZM256 114H258V112L256 113ZM210 115H211V113H210ZM218 115V116H217ZM260 115V114H259ZM263 115H264V113H263ZM41 116H43L44 117V119H46L48 122H50V124H48L47 123V121H45V120H43L42 119V117ZM199 116H201V117H199ZM30 118V117H29ZM40 118V119H39ZM27 119V118H26ZM42 119V120H41ZM260 120V119H259ZM32 121V120H31ZM34 121H32V122H34ZM44 121L46 122V123H44ZM148 122V124H147V122ZM144 122H146V124L144 123ZM29 123V122H28ZM96 123L98 126L96 127L94 124ZM259 123H262V124H259ZM30 124V123H29ZM38 124V125H39ZM87 124V125H86ZM90 124H91V127H90ZM119 125H116L115 127H118ZM101 126H102V128L105 126V128L104 129H102L101 128ZM82 128V131H80L78 128ZM94 127H96V128H94ZM121 127L122 126H120V129H121ZM40 128V127H39ZM99 128H101L102 130H99ZM126 128V127H125ZM76 129V130H75ZM77 129L79 130V131H77ZM83 129H86V130H90L88 133L89 134H87V133H85L84 134V136L86 135V136H88L90 139L91 138H93L92 140H93V142H92V144H91V141H89L88 140V142H85V140H83L84 138H83V133H84V130ZM112 129V130H111ZM119 129V130H120ZM36 130V129H35ZM133 130V131H134ZM101 131V132H100ZM121 131V130H120ZM124 131V130H123ZM122 131V132H123ZM134 131V132H135ZM214 131V132H213ZM78 132H80V133H78ZM81 132H83L82 134H81ZM212 132V133H211ZM218 132H216V133H218ZM126 133H128L127 131H126ZM129 133H130V131H129ZM133 133V132H132ZM132 133H131V135H129L130 137L132 136ZM161 133H162V135H161ZM249 134L248 136H244V134ZM134 134V133H133ZM136 134V135H137ZM120 135V134H119ZM127 135V134H126ZM135 135V136H136ZM141 135V136H142ZM216 135V134H215ZM215 135H213V136H215ZM251 135V136H250ZM85 136V137H86ZM134 136V137H135ZM138 136V135H137ZM136 136V138H138V137H140V135L137 137ZM209 137V139L207 138V137ZM218 136V135H217ZM122 137V139H123V136H121ZM262 137V138H263ZM88 138V139H89ZM136 138H135V140H134V142L136 141ZM141 138V137H140ZM205 138H207V139H205ZM215 138H216V136H215ZM126 139V138H125ZM131 139V138H130ZM132 139H133V137H132ZM142 139V138H141ZM151 139V138H150ZM162 139V138H161ZM163 139H164V137H163ZM213 139V137L211 138V140ZM225 139V140H224ZM261 139V138H260ZM259 139V140H260ZM138 140V139H137ZM143 140H145L144 138H143ZM149 140V139H148ZM152 140V139H151ZM155 140V139H154ZM166 140V139H165ZM209 141V142H212L213 143V141H217L216 139L215 140H213V141ZM86 141H87V139H86ZM141 141V140H140ZM140 141L138 140V142L139 143H137V144H139V146L141 145L140 144ZM158 140H156V142H157ZM163 140H161V142H162ZM193 141V140H192ZM191 141V142H192ZM198 141H196L197 143H198ZM219 141V140H218ZM217 141V142H218ZM264 141V140H263ZM34 142V143H33ZM99 142V141H98ZM133 142V143H134ZM142 142V144H144L143 143V141H141ZM150 142V141H149ZM160 142V141H159ZM173 142V143H172ZM190 142V143H191ZM252 142V141H251ZM255 142V141H254ZM109 143V142H108ZM112 143V142H111ZM124 143V142H123ZM126 143V142H125ZM125 143L124 144H122V146H123V148H124V151L125 150H127V152L129 153L130 152V154L131 155H133V157H135V156H137L136 157V159H135V161L137 162L138 160H137V158H138V152L140 151L141 152V146H140V149H139V151H137L136 150V148L135 147H132V145L131 146H127V144L125 145ZM128 143V142H127ZM158 143V142H157ZM166 143H167V141H166ZM199 143H198V148L200 147V145H199ZM234 143H232V145L234 144ZM261 142H259V144H260ZM264 143V142H263ZM102 144V143H101ZM155 144L156 143H154V146H155ZM173 145V146H176V145ZM211 144V143H210ZM210 144H208V142H207V144L205 145L206 146V149L208 150L207 152L209 153V154H206V156H205V158L204 159H206L207 160V155H210L211 153L213 154L212 156H218V155H215V154H219V159H218V157H216L218 160H219V163H216L215 161V163L216 164H220V165H222V166H224L225 168H227V169H223V171H225V170H228L229 171V168L231 169V167H232V164H234V163H232L228 158H225V151H226V149H223V150H225V151H223V150H221V151H223V156L224 157H222L221 155H222V153H220V152H218L217 151V149H219V148H217L216 149V147H218V146H216L217 145V143L215 144L214 143V146H216V147H214V146H212V145H210ZM247 144V145H246ZM129 145V144H128ZM147 145H148V143H147ZM157 145L158 144H156V146H155V149H157V148H160V146L159 147H157ZM166 145V144H165ZM169 145H166V147L167 146H169ZM170 145V146H171ZM191 145H193V144H191ZM251 145V144H250ZM248 146L247 148H249V147H251V146ZM253 145V144H252ZM257 145V144H256ZM256 145L254 146L255 148H256ZM105 146V145H104ZM115 146H117V145H115ZM119 146V145H118ZM117 146V147H118ZM122 146H121V148H122ZM143 146V145H142ZM152 146V145H151ZM162 146V145H161ZM172 146V147H173ZM196 146V145H195ZM262 147V144H260L259 145V147ZM264 146V145H263ZM157 147V148H156ZM165 147V148H166ZM194 147V146H193ZM258 147V146H257ZM144 148H146V145H145V147ZM149 149H150V145H149V147H148ZM148 148L147 149H143L144 150V152H145V150L147 151L148 150ZM152 148V147H151ZM162 149H164L163 147H161ZM160 148V149H161ZM176 148V147H175ZM200 148H202V150H203V147H200ZM205 148V147H204ZM220 148H224V147H220ZM179 149V150H180ZM185 149V151L184 152H186V153H188L187 152V150ZM192 150H194V149H196V148H191ZM191 149H189V150H191ZM244 149H246V150H244ZM129 150V151H128ZM151 150V149H150ZM169 150V149H168ZM178 150V151H179ZM188 150V151H189ZM191 150V151H192ZM201 149H197V151H199V152H201L200 151ZM228 150H227V155L229 156V154H228ZM251 150H253V151H251ZM149 151V150H148ZM152 152H153V150H151ZM156 151V150H155ZM158 152H156V153H159L160 151H159V149L157 150ZM162 151H164V150H162ZM166 151V150H165ZM164 151V152H165ZM171 150H169L168 152H170ZM181 151H180V153H181ZM191 151H189V153H188V155H195V156H197V157H195V159H197V160H195V162H196V164L198 165V155L196 154V152H195V154L194 153H192V154H190V152ZM249 151V150H248ZM247 151V152H248ZM250 151L251 152H253V155H256L255 156V158L256 157H258V156H262L261 154L260 155H258L257 156V152H254L255 150L252 148V149H250ZM256 151H258V149L256 150ZM126 152V153H127ZM139 152V153H140ZM144 152H141V153H143V155L144 156H146V154H144ZM150 152V151H149ZM174 152H176V151H174ZM174 152L172 151V155L174 154ZM183 152V153H184ZM199 152H197V153H199ZM205 152V151H204ZM207 152H205V153H207ZM214 152H215V154H214ZM251 152H248L249 154H252ZM124 153V152H123ZM140 153V154H141ZM177 153V152H176ZM180 153H179V155H180ZM186 153H184L185 155H186ZM203 153V152H202ZM202 153H200V154H202ZM256 153V154H255ZM260 153H262V151L260 150ZM111 154V153H110ZM113 154V153H112ZM117 154V153H116ZM148 154V153H147ZM152 154V153H151ZM155 154V153H154ZM160 154H161V152H160ZM171 154V153H170ZM183 154V155H184ZM225 154V155H224ZM234 154H236V153H234ZM249 154L248 155H246V156H249ZM258 154H259V152H258ZM94 155V157L93 158H95V156L97 157V158H99L98 160H94V161H92V159H89V157L90 156H93ZM142 155V156H143ZM166 155V154H165ZM179 155H177V156H179ZM183 155H181L182 156V158H184V156ZM187 155V156H188ZM115 156V155H114ZM141 156V155H140ZM140 156H139V158H140ZM148 156H150L149 154H148ZM152 156V155H151ZM155 156H157V155H155ZM159 156V155H158ZM161 156H162V154H161ZM168 156H169V154H168ZM171 156V155H170ZM169 156V157H170ZM176 155H175V157H174V155H173V157L176 159V158H178ZM181 156H179V158L181 159ZM189 156V157H190ZM203 155H201V156H199V157H202ZM235 156V155H234ZM241 156V155H240ZM128 158H129V156H127ZM164 157V156H163ZM172 156H171V158H172V160L174 159ZM189 157H188V159L185 157V160L184 161H186V162H190L191 161V159H189ZM193 157V156H192ZM192 157H190V158H192ZM209 157H211V156H208V158ZM232 157V156H231ZM239 157V156H238ZM242 157V156H241ZM241 157H239V158H241ZM249 157H253L254 158V156H249ZM116 158V157H115ZM122 158H124V157H122ZM138 158V159H139ZM141 158H144V157H141ZM151 158H155V157H151ZM168 158V157H167ZM166 158V159H167ZM171 158H168V160H170ZM194 158V157H193ZM193 158H192V160H193ZM203 158V157H202ZM212 158V159H211ZM210 159L211 160H209L210 161V163H211V161L213 160V159H215L214 157H211ZM247 158L248 157H246V160H247ZM252 158V159H253ZM96 159V158H95ZM117 159V158H116ZM133 159V158H132ZM156 159V158H155ZM161 159V158H160ZM174 159V160H175ZM204 159H202L203 161L202 162H204L205 160ZM217 159H215V160H217ZM233 159V158H232ZM235 159V158H234ZM233 159V160H234ZM251 159V158H250ZM249 159V160H250ZM251 159V160H252ZM257 159H259V158H257ZM261 159H263V158H261ZM260 159V160H261ZM36 160H41V163H42V161H48V165H42L43 167L42 168H38V164H36V166H37V168H38V170L37 171H35L34 169H33V171L34 172H31L30 170L28 171V169H27V167L30 165V164H32V163H34ZM119 160V159H118ZM140 161H138L139 163H142V161H144L145 163H142V165L144 166L145 164H146V168L147 169H145L144 167H142L141 166V164H140V167H142V168H144V171H143V169H142V171L143 172H147L146 174H147V176H148V174H149V176H151L152 177V180L153 179H159L160 181H162V183H161V185L163 184V182L165 183L164 185H166L167 184V186L169 185L171 188H173V189H178V190H180V191H175V192H178V193H181L182 191L181 190H185V191H187V194H190L191 193V195L192 194H196L197 195V200H203V199H205V200H208V201H212L211 202V204L213 203V204H216L217 203V201L215 200V198H214V201H215V203H214V201H213V199L211 198L210 199V197L208 196V194H210L211 192V190L209 191L210 193H206L205 194V192H204V187L202 188L201 187V184H200V186L199 185H197L196 187H195V184L194 183H196V184H198L195 180V178L196 177H188L189 179H194V183H192L193 181H191V183L190 182H188V180L185 182V179H184V182H179L177 179H175V173L173 172L174 171V168H173V171L171 170V173H174V174H171V173H169L170 172V170H169V166L168 167H166L165 166V164H164V160L162 161L163 162V165H164V167L167 169L168 168V171L169 172H167L166 173V171L165 172H163V171H161L162 173H165V174H163L162 175V173H159V175L157 174V172L158 171H156L155 169H153V168H155V167H153V166H155L154 164H153V161H151L150 160V162H152V163H150V165H152V167H150V165L148 166V164H149V160L148 161H146L145 159L144 160H142V159H139ZM154 160V159H153ZM172 160H170L171 162H172ZM173 160V163L175 162L176 164L178 163L177 161H179V160H175L174 161ZM182 159H181V163H182V161H183ZM201 160V159H200ZM199 160V161H200ZM248 160V161H249ZM259 160V161H260ZM38 161V162H39ZM134 161V162H135ZM239 161V160H238ZM254 161V163H255V160H253ZM263 161H264V159L263 160H261L260 162H262V164L264 165V163H263ZM133 162V163H134ZM146 162H148V163H146ZM155 162H157V161H155ZM154 162V163H155ZM170 162V163H171ZM193 162H194V160H193ZM195 162H194V164H195ZM214 162H212L213 164H214ZM243 162V161H242ZM250 162V161H249ZM161 163V162H160ZM169 163V162H168ZM181 163H178L179 165H181ZM191 163V162H190ZM188 164V166H186L187 165V163L186 164H183L182 165V167L185 165V168H188L191 164ZM205 163V162H204ZM203 163V164H204ZM209 162H206V164H205V166L206 167H208V169H210L211 171H212V169L214 168V170H216V168L213 166V168H212V166H211V168H209V166L208 165H210V164H208ZM211 163V164H212ZM240 163V162H239ZM257 163H259V162H257L256 161V165H258V166H260L259 164H257ZM45 164H47V163H45ZM130 164V163H129ZM136 164V163H135ZM156 164V163H155ZM158 164V163H157ZM215 164V165H216ZM246 164V163H245ZM250 164V163H249ZM254 164V166H256ZM261 164V165H262ZM33 165V164H32ZM138 165V164H137ZM160 165V164H159ZM173 165H175V164H173ZM179 165H177V166H179ZM219 165V170H221V171H219V172H221V173H223V174H221V175H225V174H228V172H222V169H221V166ZM234 165H236V164H234ZM244 165V164H243ZM248 164H246V166H247ZM251 165V164H250ZM249 165V167H251ZM261 166V167H263L264 168V166ZM35 166V165H34ZM130 166V165H129ZM139 166V165H138ZM161 166H162V163H161ZM192 166V165H191ZM190 166V168L192 169V171L194 170V173H195V166H193L194 167V169H193V167H191ZM199 167H201L200 165H198ZM204 166V165H203ZM202 166V167H203ZM253 166V167H254ZM30 168H32V166L30 165L29 166ZM39 167H41V165L39 164ZM163 167V166H162ZM163 167V168H164ZM175 167H176V165H175ZM179 167H181V166H179ZM182 167H181V169H182ZM197 167V166H196ZM224 167H222V168H224ZM233 167H235V166H233ZM232 167V168H233ZM248 167V166H247ZM14 168H16V167H14ZM36 168V167H35ZM129 168V167H128ZM136 168V167H135ZM156 168H158V167H156ZM161 168V167H160ZM177 168V167H176ZM184 168V167H183ZM190 168H188V169H190ZM255 168V167H254ZM258 168V167H257ZM256 168V169H257ZM263 168H258V170H262L261 172L263 173ZM165 169V170H166ZM191 169H190V171H191ZM200 169H202V168H200ZM200 169L198 170L200 173H203V171L204 170H202V171H200ZM235 169H238V167L236 166V168ZM235 169H233L232 170V172L233 171H235V172H237ZM240 169H242V168H240ZM248 169V168H247ZM147 170V171H146ZM185 169H183V171H184ZM218 170V169H217ZM216 170V171H217ZM239 170V169H238ZM245 170H246V168H245ZM250 170H251V168H250ZM254 170V169H253ZM252 170V171H253ZM7 171H8V169H7ZM160 171V170H159ZM176 171V170H175ZM178 171H180V170H178ZM186 171V170H185ZM198 171H197V173H198ZM231 171V170H230ZM239 171H243V170H239ZM2 172V171H1ZM187 172V171H186ZM218 172V173H219ZM244 172V171H243ZM251 172V171H250ZM254 172V171H253ZM4 173V172H3ZM122 173V174H121ZM183 173V172H182ZM189 173H191V172H189ZM200 173L197 175V176H199L200 175ZM216 173V172H215ZM217 173V174H218ZM225 173V174H224ZM237 173H239V172H237ZM237 173H234V178H235V174H237ZM242 173V172H241ZM248 174H250L249 172H247ZM252 173V172H251ZM258 172H256L255 173V175L257 174ZM260 173V172H259ZM259 173H258V175H259ZM9 174V175H8ZM178 174H180V173H177V176H178ZM192 174V173H191ZM230 174V173H229ZM253 174V173H252ZM261 174V173H260ZM120 175V176H119ZM219 175V174H218ZM233 175V174H232ZM231 174H230V176H229V178L232 176ZM238 175V177L237 178H235V179H239V176H240V174H237ZM243 175H245V177L243 176ZM262 175V174H261ZM260 175V176H261ZM263 175H264V173H263ZM18 176V179L21 177V179H24L25 180V182L23 181L22 183H25V186H23L22 184H21V186H18L17 188H16V185H17V182H18V179L16 178ZM20 176V177H19ZM126 176V177H127ZM148 176V178L151 180V178ZM181 176V175H180ZM195 176V175H194ZM228 176V175H227ZM242 178H247V179H245L246 180V184H248L247 183V180H249V182L251 181V180H253L252 179V177L254 176H250L251 178H248L249 176L248 175H246L245 174V172H244V174H242ZM247 176V177H246ZM133 177V178H134ZM154 177H156V178H154ZM200 177V176H199ZM224 177H226V176H224ZM255 177V176H254ZM257 177V176H256ZM259 177V176H258ZM257 177V178H258ZM136 178V177H135ZM147 178V179H148ZM179 180H182L181 178H179V177H177ZM186 178V177H185ZM187 178V179H188ZM207 178V177H206ZM227 178V177H226ZM225 178V179H226ZM263 178V177H262ZM261 177H259L258 179L260 180V179H262ZM35 179H36V182L35 183H38L37 185H34V187H33V185H32V183L35 181ZM199 179V180H198ZM197 180H198V182H201L203 179H200V178H198ZM228 179V178H227ZM232 179V178H231ZM235 179H232V181L234 180L235 181ZM258 179H257V181H258ZM20 180V179H19ZM129 180H131V179H129ZM140 180V179H139ZM138 180V181H139ZM201 180V181H200ZM205 180V179H204ZM244 179H242V181H243V184H245V181ZM256 180V179H255ZM22 181V180H21ZM127 181V180H126ZM135 181V180H134ZM141 181V180H140ZM155 181V180H154ZM209 182V180H206V182ZM231 181V180H230ZM240 181H241V179H240ZM255 182L254 180H253V183H252V181L250 182V184L251 185H258V182ZM261 181V180H260ZM130 182V181H129ZM158 182V181H157ZM204 182V181H203ZM202 182V183H203ZM262 182H264V180L263 181H261V184H263ZM140 183V182H139ZM179 185H178V184ZM205 183V182H204ZM210 183H211V181H210ZM221 183V182H220ZM76 185V187L74 188V186L73 187H70L69 189H71L72 188V190H69L68 189V186L69 185ZM217 184V183H216ZM224 184V183H223ZM238 184V183H237ZM259 184H260V182H259ZM71 185V186H72ZM141 185V184H140ZM204 185V184H203ZM202 185V186H203ZM208 185H209V183H208ZM218 185V184H217ZM225 185V184H224ZM234 185V184H233ZM256 185V189L258 188V186ZM244 186V185H243ZM247 186V188H248V185H246ZM250 186V185H249ZM262 186H264V185H262ZM147 187V188H146ZM209 187H211V186H209ZM219 187V186H218ZM220 187H223L222 185H220ZM224 187H226V186H224ZM223 187V188H224ZM253 187V186H252ZM252 187H250V188H252ZM261 189H262V187L261 186H259ZM36 188V189H35ZM255 188V187H254ZM35 189V190H34ZM149 189H151V188H149ZM170 189V188H169ZM219 189V188H218ZM221 189V191H223V189L222 188H220ZM236 189V188H235ZM205 190H208V189H205ZM225 190V189H224ZM226 190H229L228 188H226ZM225 190V191H226ZM239 190V189H238ZM253 190V189H252ZM258 190L260 191V189L258 188ZM162 191V190H161ZM174 191V190H173ZM217 191V190H216ZM220 191V190H219ZM220 191V192H221ZM257 191V190H256ZM255 191V192H256ZM0 192H4V190L3 191H0ZM160 192V193H159ZM190 192V193H189ZM233 192V191H232ZM235 192V191H234ZM264 192V189H262V193ZM8 192H6V194H7ZM166 193V192H165ZM183 193V192H182ZM185 194H186V192H184ZM212 193H213V191H212ZM211 193V194H212ZM222 193V192H221ZM221 193H219V194H221ZM227 193H231V192H228L227 191ZM257 193V192H256ZM4 194V193H3ZM173 194V193H172ZM184 194V195H185ZM186 194V195H187ZM235 194V193H234ZM234 194H229V195H227L226 194V196L224 197V195H223V197H224V199H226L227 201H231V200H233L232 202H234V201H237L236 203H239V204H241V206L240 205H237L236 203H234V205L236 204L237 206L235 207L234 205L232 206V207H234L233 209H232V211H234L235 212V214H240V216H241V214H244V215H246V214H248V210H252V212L250 213L252 216H254V214H256L257 215V217H256V215H255V218H257V219H259V221L261 222V219L262 218H264V208H263V206H264V204H262L261 205V198L260 197H258L259 198V200H260V202H259V200H257V198L256 197H253V198H255L256 199V201H254L255 199H253L252 198V200L253 201H247L246 200V198H245V200H242V198H240V197H242V195L244 196V194L242 193V195L240 194V192H239V196H237L236 194L234 195ZM261 194V193H260ZM264 194V193H263ZM10 195V194H9ZM11 195V196H12ZM177 195V194H176ZM180 195V194H179ZM179 195H178V197H179ZM191 195H189V196H191ZM195 195V196H196ZM213 195L214 194H212V197H213ZM218 195V194H217ZM221 195V196H222ZM246 195V194H245ZM258 195V194H257ZM11 196H9V198L11 197ZM45 196H48L49 197V199H48V202H46V203H43V199H44V197ZM175 196V195H174ZM173 196V197H174ZM188 196V197H189ZM211 196V195H210ZM259 196V195H258ZM43 197V198H42ZM182 196H180V198H181ZM186 197V196H185ZM199 197L200 198H203V199H199ZM218 197H220V196H218ZM263 197V196H262ZM5 198H6V195H5ZM13 198V197H12ZM11 198V199H12ZM194 198H196V197H194ZM238 198H240V199H238ZM42 199V200H41ZM46 199V200H47ZM171 199V200H170ZM182 199H184L183 197H182ZM210 199V200H209ZM217 199V198H216ZM223 199V198H222ZM264 199V198H263ZM3 200V199H2ZM45 200V199H44ZM72 200H75L77 203H78V205H80L81 207H83V208H85L86 210H91V211H93L96 215H97V217H95V215L93 216V218H94V220H91V219H93L92 217H91V215L93 214H91L90 215V217H89V215L86 217V216H82V215H78V213L79 212H82L81 214H84V212H83V210L82 211H80V210H78L79 212L77 213V212H74V213H77L76 215L74 214V215H72L73 213L71 212V207H72V204L70 205V202L72 201ZM190 200V201H189ZM221 199L219 198V201H220ZM226 200H221V201H223L224 202V205H225V203L227 202ZM251 200V199H250ZM4 201H5V199H4ZM177 201V200H176ZM188 201V202H187ZM208 201L206 202L207 204H209L208 203ZM219 201H218V203H219ZM11 202V201H10ZM177 202H180V201H177ZM205 202H203L204 204H206ZM223 202H222V204H221V207H223L222 205H223ZM262 202H263V200H262ZM4 203H6V202H4ZM12 203V202H11ZM11 203H9V204H11ZM193 203V204H192ZM197 203V205H198V202H196ZM201 203V202H200ZM221 203V202H220ZM7 204V203H6ZM226 204H228V202L226 203ZM229 204H231L232 205V203H229ZM4 205V206H3ZM13 205V204H12ZM202 205V204H201ZM218 205L219 204H217V210L219 209V207H218ZM8 206H10V205H8ZM202 206H204V205H202ZM206 206H208V205H206ZM209 206H211V205H209ZM208 206V207H209ZM214 206H216V205H214ZM225 206H227V205H225ZM75 208V207H74ZM205 208V207H204ZM203 208V209H204ZM212 208V207H211ZM216 208V207H215ZM223 208H226V207H223ZM223 208H220V209H223ZM16 209V210H15ZM22 209V208H21ZM214 209V208H213ZM218 210V211H220V212H224V211H221V210ZM228 209V208H227ZM253 210H254V212H253ZM73 211V210H72ZM226 211V210H225ZM231 211V212H232ZM247 212V213H246ZM233 213V212H232ZM56 214V213H55ZM217 214V213H216ZM215 213H214V215H216ZM228 214V213H227ZM234 214V213H233ZM235 214H234V216H235ZM60 215H62V214H60ZM60 215H59V217H60ZM64 215H65V213H64ZM78 215V216H77ZM212 215H213V213H212ZM230 215V214H229ZM55 216V215H54ZM58 216V215H57ZM80 216H82V218L80 217ZM228 216V215H227ZM247 216V215H246ZM245 216V217H246ZM248 216H250V215H248ZM43 217H45V218H43ZM70 217H67L68 219H71ZM125 217V216H124ZM225 217V216H224ZM236 217V216H235ZM66 218V219H67ZM91 218V219H90ZM222 218V217H221ZM228 218H232V217H230V216H228ZM234 218V217H233ZM233 218H232V220H233ZM238 220H240L239 218H238V216L236 217ZM243 218V217H242ZM247 218H249V217H247ZM60 219V218H59ZM68 219L66 220L67 222H68ZM224 219V218H223ZM251 219L252 218H250V219H248L249 220V222L251 221ZM17 220V221H16ZM52 220V219H51ZM127 220H129V217H128V219ZM245 221H246V219H244ZM243 220V221H244ZM247 220V221H248ZM255 220V219H254ZM64 221V219H61V221H59V222H63ZM234 221H237V220H235L234 219ZM257 221V220H256ZM256 221H254V222H256ZM262 221H264V220H262ZM40 222V221H39ZM45 222V221H44ZM44 222H42L41 221V223L43 224ZM46 222H47V220H46ZM50 222V221H49ZM48 222V223H49ZM55 222V221H54ZM102 222H101V224H102ZM240 222V221H239ZM252 222V221H251ZM259 222V223H260ZM31 223V222H30ZM36 223V222H35ZM78 223H80V222H78ZM99 223H100V220H99ZM98 223V225H100ZM258 223V222H257ZM256 223V224H257ZM19 224V225H18ZM40 224V223H39ZM126 224V225H125ZM138 224V223H137ZM156 224H157V227H155L156 226ZM248 224V223H247ZM255 224V223H254ZM261 224V223H260ZM259 224V225H260ZM263 224V223H262ZM44 225V224H43ZM48 225V224H47ZM47 225H44L45 227L47 226ZM51 225V224H50ZM57 224H55V226H56ZM97 225V224H96ZM97 225V226H98ZM139 225V224H138ZM24 226V227H23ZM28 226H30V225H28ZM41 226V225H40ZM55 226L53 227L54 229H56L55 228ZM253 226V225H252ZM264 226V225H263ZM27 227V226H26ZM34 227H35V224H34ZM39 227V226H38ZM42 227V226H41ZM49 227H51V226H49ZM66 227V226H65ZM74 227H76V226H73V229H74ZM254 227V226H253ZM28 228H32V227H28ZM44 228V227H43ZM58 228V230H59V226L57 227ZM77 228V227H76ZM85 228V229H86ZM26 229V228H25ZM54 229H52V230H54ZM145 229V230H144ZM29 230V229H28ZM45 230V229H44ZM67 230H68V228H67ZM88 230V229H87ZM86 230V231H87ZM95 230V229H94ZM119 230V229H118ZM55 231V230H54ZM70 233H72V230H68ZM74 231H76L75 229H74ZM111 231V230H110ZM263 231V230H262ZM88 232H90V231H87V233ZM106 232V231H105ZM34 233V232H33ZM38 233V232H37ZM57 235H56V234ZM65 232L64 231H56V232H53V233H50V237L52 238V239H54V242L56 243V247H54V249L52 248V246L51 247H49V249L50 248H52V250H54V252L55 253H59L61 250H62V242H63V239L62 238H65V236H63V234H64ZM113 233V232H112ZM114 233H116V232H114ZM183 233H185L186 235H183ZM3 234V233H2ZM20 234H21V232H20ZM23 234H26V238H20V239H25V246H26V244H28V245H30V246H32L31 244H34V245H38L39 247H37V248H39V249H37V250H40V248H45V242H43L42 240L43 239H39V238H37V237H35V236H33V234L31 233V230L30 231H27V230H25V232H23ZM39 234V233H38ZM73 234H74V232H73ZM78 234H79V232H78ZM82 234V233H81ZM89 234V233H88ZM93 235V234H92ZM116 235H118V236H120L121 234L119 233V234H116ZM115 234H113L112 236H108V237H105V238H107V240H110V241H113V242H116V243H119L120 242V240L118 239V237L116 236ZM41 236V235H40ZM81 236V235H80ZM89 236H90V234H89ZM102 236V235H101ZM127 236V235H126ZM198 236V235H197ZM206 236H204L203 238L205 239V237ZM48 237V236H47ZM122 237V236H121ZM199 237V236H198ZM45 238V240H46V237H44ZM201 238H202V236H201ZM5 239H7V238H5ZM7 239V240H8ZM66 239V238H65ZM142 239V238H141ZM1 241H4V240H2V238H1ZM9 241V240H8ZM7 242V243H11L12 244V242ZM199 242V241H198ZM4 243H6L5 241H4ZM19 243H21V242H19ZM98 243V242H97ZM100 243V242H99ZM115 243V244H116ZM200 243V242H199ZM202 243H204V242H202ZM12 244V245H13ZM22 244H23V242H22ZM64 244H65V242H64ZM101 244V243H100ZM15 245H20V244H15ZM23 245V246H24ZM48 245V244H47ZM87 245V244H86ZM1 246H3V245H1ZM11 246V245H10ZM106 246V245H105ZM105 246H103V247H105ZM117 246V245H116ZM120 246L123 248V247H125V248H127V246H123V243H120ZM129 246V245H128ZM202 246H205V245H203L202 244ZM15 247V246H14ZM19 247H22V245H20ZM18 247V248H19ZM26 247H28V246H26ZM120 247V248H121ZM16 248V247H15ZM34 248V247H33ZM32 248V249H33ZM97 248V247H96ZM121 248V249H122ZM131 248H133V247H131ZM138 248V247H137ZM210 249H211V245H210V247H209ZM214 248V249H215ZM22 249H24V247H22ZM26 249V248H25ZM46 249H48L47 248V246H46ZM80 249V248H79ZM79 249H77V250H79ZM85 249V248H84ZM87 249V248H86ZM118 249V248H117ZM143 249V248H142ZM142 249H141V251H142ZM205 249H207V248H205ZM214 249H213V251H214ZM37 250H35V251H37ZM51 250V249H50ZM97 250V249H96ZM100 250V249H99ZM103 250V253L102 254H93V255H91V256H89V261H93L94 262V264H137V262H136V255L135 254H132V252H130V251H125V252H123V254H125V257H124V261H123V259L121 260L120 258L122 257L121 255H120V251H118V250H110V249H102ZM126 250V249H125ZM127 250H128V248H127ZM143 250H145V249H143ZM147 251H149V248H147L146 249ZM145 250V251H146ZM152 250V249H151ZM208 250V249H207ZM30 251V250H29ZM32 251V250H31ZM63 251V250H62ZM80 251V250H79ZM85 251V250H84ZM122 251V250H121ZM132 251V250H131ZM135 251V250H134ZM184 251H185V255H184ZM5 252V251H4ZM34 252V251H33ZM47 252V251H46ZM45 252V253H46ZM64 252V251H63ZM76 252V251H75ZM96 252V251H95ZM154 252H155V250H154ZM0 253H2V252H0ZM43 253H44V251H43ZM64 253H66V252H64ZM100 253V252H99ZM156 253V252H155ZM8 254H9V251H8ZM8 254H6V256L8 257ZM35 254H36V252H35ZM34 253H33V255H35ZM42 254V253H41ZM67 254H69V252L67 253ZM143 254V253H142ZM145 254V253H144ZM52 255V254H51ZM1 256H3V253H2V255ZM14 256H15V253H14ZM14 256H12V255H10L9 257H12V258H15ZM16 256H18V255H16ZM71 256H72V254H71ZM79 256V255H78ZM188 256V255H187ZM4 257V256H3ZM32 257V256H31ZM68 257V256H67ZM70 257V256H69ZM141 257V256H140ZM203 257V256H202ZM1 258V257H0ZM17 259H18V257H16ZM24 258V257H23ZM27 259H28V257H26ZM25 258V259H26ZM71 258V257H70ZM74 258H76V257H74ZM73 258V259H74ZM142 258V257H141ZM188 258V257H187ZM216 258H215V260H216ZM8 259V258H7ZM17 259H13V262H14V260H17ZM40 259V258H39ZM39 259H37V261L39 260ZM189 259V258H188ZM191 259V258H190ZM196 259H198V258H196ZM9 260V259H8ZM23 260V259H22ZM29 260V259H28ZM35 260H36V258H35ZM192 260V259H191ZM194 260V259H193ZM193 260H192V263H193ZM201 260H202V258H201ZM200 260V261H201ZM210 260V259H209ZM214 260V261H215ZM2 261V260H1ZM11 261H12V259H11ZM28 264H31V263H29L30 261H33V257L29 260V261H27V260H25ZM42 261H43V259H42ZM42 261H41V259H40V261H38V264H42ZM203 261V260H202ZM206 261H208V259L206 260ZM17 262V261H16ZM34 262H36V261H34ZM56 262H58V260L56 261ZM143 262V261H142ZM181 262V261H180ZM185 262V261H184ZM183 262V263H184ZM188 262H190V261H188ZM195 262V261H194ZM26 263V264H27ZM62 263V262H61ZM64 263H65V260H64ZM63 263V264H64ZM72 263H74V262H72ZM151 263V262H150ZM149 263V264H150ZM163 263V262H162ZM168 263V262H167ZM186 263V262H185ZM196 263H198V264H203L202 262H196ZM0 264H1V262H0ZM7 264V263H6ZM20 264H22V263H20ZM36 264H37V262H36ZM48 264V263H47ZM49 264H55L54 263V260L52 261V263H49ZM66 264V263H65ZM69 264V263H68ZM78 264V263H77ZM86 264V263H85ZM152 264V263H151ZM158 264V263H157ZM160 264V263H159ZM163 264H165V263H163ZM171 264V263H170ZM191 264V263H190ZM209 264V263H208ZM216 264V263H215ZM220 264V263H219Z\"/></svg>",
	"mask_w": 264,
	"mask_h": 264
},
{
	"label": "rangeland",
	"instance_id": "rangeland-1",
	"mask_svg": "<svg viewBox=\"0 0 264 264\" xmlns=\"http://www.w3.org/2000/svg\"><path fill=\"white\" fill-rule=\"evenodd\" d=\"M27 2L28 4H30L29 6L31 7V9H30V7L26 4V5H23V6H25V7H27L28 9L27 10H25V11H22L23 10V7H22V5L21 4H25V2ZM38 2H36L35 0L34 1H30V0H28V1H26V0H0V42H2V46H1V43H0V53H1V55H2V49L4 50V53H6V54H8L7 52H10L11 50L10 49H7L8 47H4L3 48V45H7V43L9 44V45H7V46H10L11 47V45H12V47L14 46L15 47V45H16V47L18 48H14V49H12V47H11V49L12 50H14V54L17 56V53L16 52H18V55H19V53L22 55V57H24L25 55H28V57H33V56H37V55H39L40 54V50H45L46 48H48V46L50 47V48H48V50L46 49L45 51H49L50 49L51 50H53L52 48H55L54 50L56 51V48H59V50H61V49H67V52L66 51H63L64 52V54L65 53H67L68 54V52L70 53L69 55H72V56H76V54H75V52L76 53H80V51H81V53L80 54H82V52H83V54L82 55H85V56H88V57H90L91 55H88V54H91V51H96L97 52V49L98 48H100V50H99V52H102V49H108L109 48V46L112 44V43H116V40H117V36H118V38L120 39H118L117 40V42H121L123 39H124V37L126 36L125 35V32H127V31H125V29L126 30H129L128 32H127V35L129 34V35H131V32H132V29H133V31H135V30H137V31H144V30H146L145 32H148V37L149 38H147L145 41H146V43L148 44L147 46L148 47H153V49L151 50V52L152 51H154V50H156L155 52H153V53H151V52H149L150 51V49L151 48H148L147 47V53H144L143 52V54H141V53H137L139 56H138V58H142L143 56V59L141 60V59H138L139 61H137V57L135 58L136 60H135V62H137V65L135 64V62L133 63L134 65H136V67L134 68L133 66H131V65H129L130 66V68L131 67H133V68H129V66H128V70H127V67H126V65H124V70H125V67H126V70H127V72H126V70H125V72L128 74V77H127V75H126V73H124V74H122V73H117V72H114V74H116V76H114V77H123V75H124V78H125V80H124V78L123 79H119V80H117V78H113L111 75L112 74H110V76L108 75L107 76V74H105V73H101L100 71L101 70H104L102 67H101V69H99L98 71H99V73L98 74H96L95 72V74H96V76H94L95 74H92V71L91 72H88L87 70V73H89L90 74V76L92 75V76H94V77H89V74H88V78H85L86 76H84V78H82L83 76H82V73L81 74H79V76H78V74L76 73V77L78 78L77 80H76V77H75V73L74 72H64L63 73V71L61 70V71H57V72H54L53 70H48V67H46V68H44L45 70L43 71L44 73L42 74L41 72L42 71H39V72H37V75H35L34 74V76H31V78H29V79H27L28 80V82H27V84H28V87H25L27 90H28V88L30 87V85H31V83L33 84L32 86L35 88L36 87V85H39L40 83L37 81L38 79H44L45 80V78H47V77H50L51 79H46L45 80V84H44V86L46 85V84H48L49 82L48 81H56V79H58L59 78V80L56 82L57 84H56V86H59L60 84H62V86L64 85V84H66L67 86L69 85V84H77V83H79V85L80 86H76L79 90H81V91H83V92H85V93H88L87 95H89L90 97H92V98H94V99H96L97 100V98L100 100H102V98H104V97H106V98H109L108 96H110V94L112 95L110 98L111 99H113V97L114 96H117V94H115V93H118V96L117 97H119L122 93L123 94H125V95H131L132 93H134V94H137L141 99L142 98H146L145 99V103L146 102H148V101H146V100H148L149 98H147V95L150 93V96L151 97H154L153 99L152 98H150L149 100L150 101H152L151 103H150V101L147 103V104H145V106L146 107H144L143 109H141L143 106H139L138 108H134V107H132L131 109H122V108H119L118 109V107H117V109L115 108V106L114 107H112V106H108V105H105L104 106V104H103V106L101 105V108H103V110H105L106 111V109H107V112H110L109 110H112L113 111V108H114V112H112L111 111V113H113V114H115V115H117L118 114V112H119V114L121 115V116H123L124 114H127V113H125V111L126 112H128V115H133V116H137V113L139 114H141L142 112L141 111H143V114H145V115H150V114H153V116L154 115H157L156 117H161L162 116V114L163 115H165V118L168 120L169 118H170V116H173L174 117V114L176 115L177 113H176V111H178V110H180V112H181V114H188V111H189V113H190V115H196V116H198V115H200L201 114V112L204 114L205 113V115L204 116H208V117H212L213 115L212 114H214V116H215V114H218V113H220V114H223V115H229V113H230V111H228L229 109H231V111L233 110L232 108H237L236 109V111H244V107H246L247 108V106L249 107H252V105L254 106L253 108H252V114L254 113V115H256L255 117H258V116H261V117H258V121H260V122H264V120H262V119H264V115H263V113H264V107L262 108H260L258 105H260L262 102V104H264V85L263 84H256V85H258V86H254V84L255 83H253L250 87L249 86H245V87H243L242 86V84L240 85V82H231V84H230V82H224V81H219V80H212V82L210 83V79H208L207 77H205L204 75H202V74H200L201 73V71L198 69H196L197 67L193 64V63H190V53L191 54H193L192 52H190V51H188V50H186L187 52H186V55L188 54L189 56H187V57H189V60H187L188 58L185 56V54L184 55H182V53L180 52L181 50H179L180 48H176L175 46H174V44H168L167 42H161L162 40H160L159 42L158 41H156V38L154 37V34L153 33H150L151 31L149 30V28H147L146 26V24H142V23H140L139 22V17H137V19H133V17H132V19L131 18H129L127 15H126V17H125V19H123V21L120 23V21H119V23L118 22H107V23H101V24H103V25H101V26H98V25H96L97 24V21H98V19L97 18H95L96 16H93V17H90V18H88L87 19V17L86 18H83V20H82V22H81V20H80V17H79V21L78 20H71V18L70 17H73L72 15L73 14H71L70 15V17H67V16H65L64 15V17H63V15H60V17L61 18H58V17H55V16H57V15H59V14H55L54 12H52V13H54V14H52L51 13V11L49 10V8L50 7H48L49 6V3L50 4H52V2H51V0H46V2L43 4V2H44V0H37ZM56 1V0H55ZM73 1V0H72ZM71 1V2H72ZM106 1H109L108 3H106L105 5L107 6V8L105 7V6H103L102 7V10H101V14L102 13H106L105 14V16L107 15H109L108 17H110V15H112V11L111 10H113V8L112 7H115V8H117V13H118V15L120 16V14L122 13V16L121 17H123V15L125 16V13L126 14H129V12L128 11H131V13L132 14H134L135 12H134V10H132V9H127V12H126V10H123V9H125L126 8V6L127 5H121V3L119 4H117L116 2L118 1V0H106ZM116 1V2H115ZM121 1H126V0H121ZM138 1H140L141 3H142V1L141 0H138ZM144 1V3H142V9L143 10H147V9H149V10H147V11H150V12H153L154 10H157L155 13H159L158 15H161V13L159 12L160 10L159 9H161V8H164V9H166L168 6H169V3L170 2H172V3H170V4H173V3H177L178 2V0H169V1H165L167 4H166V6H165V2H163V3H161L162 2V0H160V1H158V0H143ZM147 1V2H146ZM149 1H150V3H149ZM173 1H175V2H173ZM179 1H181V0H179ZM200 2V0H197L196 2ZM202 1V0H201ZM205 1V0H204ZM204 1L202 2V3H204ZM207 1V0H206ZM205 1V3H204V5H202V3H201V6H203V7H205V5L207 6V5H209V3H211V2H209V1H207L206 2ZM24 2V3H23ZM47 2H49L48 4H47ZM110 2H114L115 3V6H114V4L113 3H111V5L113 4V6L111 7V5H110ZM160 2V3H159ZM190 2H193V3H191V7L193 8V7H195L197 4L194 2V1H190ZM189 2V3H190ZM198 2V6H200V3ZM209 2V3H208ZM35 3V4H34ZM38 3H40V4H38ZM56 3H58V5H60L59 4V1H57ZM55 3V4H56ZM146 3V4H145ZM151 3H153L152 5H151ZM154 3H157V4H159V6L157 5V4H154ZM42 4V5H41ZM54 3H53V5H51V7L53 6V7H55V6H57L58 7V5H55ZM162 4V6H160ZM217 4V3H216ZM20 5H21V7H20ZM33 5H34V8L35 9H33ZM47 5V6H46ZM89 5H90V3H89ZM88 5V3H87V6H89ZM116 5H121L122 7L121 8H119V6L117 7ZM144 5V6H143ZM164 5V6H163ZM195 5V6H194ZM215 5V4H214ZM35 6H38L39 7V9L37 10L36 9V7ZM48 7V9H46V7ZM13 7V8H12ZM37 7V8H38ZM43 7H45L44 9H46V12H48V13H46V12H44V9H43ZM110 9H109V8ZM151 7V8H150ZM157 7V8H156ZM197 7V6H196ZM218 7V8H217ZM21 8H22V10H21ZM106 10H104V9ZM127 8H129V7H127ZM145 8H147V9H145ZM215 9H218V10H222V5H220V4H218V5H215V7H214ZM220 8V9H219ZM50 9H52V8H50ZM119 9V10H118ZM153 9V10H152ZM164 9L163 10H161V12L162 11H164ZM32 10V11H31ZM33 10H34V12H33ZM36 10V11H35ZM48 10V11H47ZM110 10V11H109ZM10 11H14L13 12V20L15 19V18H17L16 16H18V20L17 19H15V21L14 22H10L9 23V21H8V23L10 24H8L6 21V16H9V15H11L12 14V12H10ZM19 11V12H18ZM28 11H29V16L31 15H36L35 16V18H37V21L39 20L38 18H40L41 20H39L40 22H36V19H34L33 17H31L30 16V18L27 16V15H24L25 13H28ZM39 11L41 12V11H43V12H41V13H39ZM125 13H124V12ZM212 11V10H211ZM9 12L11 13V14H9ZM16 12V13H15ZM35 12H37V13H35ZM111 12V13H110ZM120 12V13H119ZM8 13V14H7ZM15 13V14H14ZM22 13H23V15H22ZM34 13V14H33ZM46 13V14H45ZM108 13H110V14H108ZM130 13V14H131ZM212 13V15H213V11L211 12ZM3 14H5V16L3 15ZM41 14V15H40ZM43 14V15H42ZM45 14V15H44ZM104 14H102V15H104ZM46 15H48V16H46ZM55 15V16H54ZM14 16H15V18H14ZM26 18H25V17ZM50 16V17H49ZM54 17L53 19H52V17ZM92 16V15H91ZM104 16V17H105ZM132 16V15H131ZM215 16V15H214ZM1 17H3V19H5V20H3ZM136 17V16H135ZM211 17V16H210ZM210 17H208L209 18V22H210V24H209V22H208V24H207V22L205 23V25L203 26V25H200V26H195V28H196V30H198L200 27L202 28V31H200L201 30V28L199 29V32H201V34L204 36V34L203 33H205V34H207L208 32L209 33H213V37L214 36H216L217 37V35H219L220 36V34H222L223 35V37H222V35L220 36V37H222V38H224V39H229V37L230 36H232L231 38H234V36H235V34H233V33H228V31H226V30H223V29H221V31H222V33H221V31L220 30H216V28L217 27H219L218 26V23H219V19L217 20V18H212V20H210ZM216 17V16H215ZM44 18V20H42ZM46 18H48L47 20H46ZM49 18H51V19H49ZM94 19L93 21H94V23H93V21H92V19ZM23 19H24V22H23ZM61 19V20H60ZM84 19H85V21H84ZM88 21H92L91 23L90 22H88V24H86V23H84V22H86L87 20ZM96 19H97V21H96ZM129 19H131V21H129ZM214 19H216V22H217V24H216V22L214 21ZM31 21V23H34L35 22V24H37V26H36V28H34V27H32V28H30V21ZM48 22V24H46L47 22ZM70 20V21H69ZM136 22H135V21ZM76 21V22H75ZM77 21H78V23H77ZM84 21V22H83ZM214 21V23H212ZM43 22V23H42ZM46 22V23H45ZM50 22H55V23H50ZM71 22V23H70ZM80 22V23H79ZM126 22V23H125ZM133 22H135V23H133ZM162 22V25H164L165 24V22H164V20H162L161 21ZM181 21H179V24H181L180 23ZM4 23V24H3ZM13 25H12V24ZM28 23H30L29 25H27ZM44 25H42V24ZM114 25H113V24ZM118 23V24H117ZM137 23H140V24H137ZM189 23V22H188ZM24 24V25H23ZM55 24V25H54ZM91 24H93V25H91ZM94 24H95V26H94ZM99 24V23H98ZM121 24V25H120ZM124 24V25H123ZM130 24V25H129ZM185 24V27L184 28H186L187 26L190 28V30H189V28H187L189 31H191V29H192V31H194L195 29L193 28V26H194V24L193 23H189V24H187V22H183V24H181V25H184ZM191 24H193V25H191ZM213 24V25H212ZM215 24V25H214ZM38 25H40L39 26V28H38ZM49 25V26H48ZM100 25V24H99ZM112 25V26H111ZM126 25V26H125ZM140 25H142V26H140ZM145 25V26H144ZM189 25H191V26H189ZM206 25H211V26H209L208 28H207V26ZM217 25V26H216ZM29 26V27H28ZM47 26V27H46ZM96 26H98L97 28H96ZM128 26V27H127ZM213 26H214V28H213ZM216 26V27H215ZM53 27V28H52ZM55 27V28H54ZM100 27V28H99ZM106 29H105V28ZM130 27H131V31H130ZM138 27V28H137ZM142 29H141V28ZM204 27V28H203ZM206 27V28H205ZM34 28V29H33ZM60 28V29H59ZM76 28H77V30H76ZM101 28H102V30H101ZM109 28V29H108ZM136 28V29H135ZM209 28H211L210 30H209ZM213 28V29H212ZM31 29H32V31H31ZM56 29H58V30H56ZM139 29V30H138ZM148 29V30H147ZM49 30V31H48ZM98 30L100 31L99 33H98ZM187 30V31H188ZM204 30H206V31H204ZM92 31V32H91ZM125 31V32H124ZM211 31H214V32H211ZM215 31L217 32L216 34H215ZM220 31V34L218 33ZM225 31V32H224ZM104 33V34H103ZM150 33V34H149ZM224 33V34H223ZM111 34V35H110ZM113 34L114 35H116V36H113ZM152 34H153V36H152ZM210 34V35H211ZM229 34V35H228ZM232 34V35H231ZM68 35V36H67ZM72 35V36H71ZM86 35V36H85ZM91 35H93V36H90ZM123 35H125V36H123ZM128 35V36H129ZM82 36V37H81ZM95 36H96V39H95ZM101 36H102V38H101ZM110 36H112V37H110ZM121 36H122V38H121ZM76 37V38H75ZM94 37V38H93ZM116 38V40H115V38ZM127 37V36H126ZM125 37V38H126ZM153 37V38H152ZM206 37H210V36H208V34H207V36ZM212 37V36H211ZM226 37V38H225ZM10 38V39H9ZM99 38V39H98ZM152 38V39H151ZM229 39L230 40V42H232V48L231 47H229L227 50H226V52L225 51H221V50H216V52H218L219 53V51H220V53H219V55H217V53L215 52V51H213L214 53H216V55L214 54V55H212V58H213V56H215L214 57V59H217V58H223V56L224 55H226L227 53H228V55H233V56H239V57H247V56H252L253 55V53H255V51H257V50H255V48L256 47H254L253 48V46H254V44H250V43H246L245 41V43L243 42V39L241 40L240 38H238V37H236L235 36V39ZM57 41H56V40ZM69 39H70V41H69ZM75 39V40H74ZM86 39H87V41H86ZM95 39V40H94ZM98 39V40H97ZM122 39V40H121ZM145 39V38H144ZM239 40V41H241V43L238 41L237 42V40ZM97 40V41H96ZM110 40H111V42H110ZM150 40H152V41H150ZM232 40V41H231ZM234 40H235V43H234ZM28 41V42H27ZM41 41V42H40ZM63 41V42H62ZM69 41V42H68ZM72 41H75V42H72ZM124 41V40H123ZM5 42H7V43H5ZM70 42H72V43H70ZM154 42H155V44H154ZM157 42H158V44H160V46H161V48H162V50L164 49V50H166V48H167V53H166V51H162V50H160V46H158V44H157ZM3 43H5V44H3ZM12 43V44H11ZM49 44L48 46H47V44ZM75 43H77L76 45H75ZM89 43V44H88ZM167 43V44H166ZM237 43V44H236ZM244 43V44H243ZM14 44V45H13ZM40 44H42V45H40ZM44 44V45H43ZM53 44H54V46H53ZM80 44V45H79ZM94 44V45H93ZM150 44H152V45H150ZM165 44L166 45H168V46H165ZM235 44L237 45V46H235ZM238 44H240L241 46H238ZM248 44H249V46H248ZM19 45V46H18ZM155 45V46H154ZM242 45H244V48L242 47ZM45 46V47H44ZM53 46V47H52ZM91 46V47H90ZM97 48H96V47ZM105 46H107L106 48H105ZM246 46V47H245ZM20 47V48H19ZM40 47V48H39ZM41 47H43V48H41ZM69 47V48H68ZM154 47H156V48H154ZM240 48V50H239V48ZM250 48V50H249V48ZM252 47V48H251ZM170 48H172V49H170ZM177 51H175L174 49ZM238 48V49H237ZM245 48H247L246 50H245ZM15 49L17 50V51H15ZM65 49V50H66ZM69 49V50H68ZM71 49V50H70ZM96 49V50H95ZM236 49L238 50V51H236ZM243 49H244V51H243ZM7 50H9V51H7ZM28 50V51H27ZM31 50V51H30ZM39 50V51H38ZM50 50V51H51ZM58 50V49H57ZM58 50V51H59ZM73 50V51H72ZM172 50V51H171ZM189 50H191L190 48H189ZM248 50V51H247ZM252 50V51H251ZM23 51V52H22ZM31 53H30V52ZM38 51V52H37ZM61 51V53H63ZM72 51V52H71ZM231 53V51H232V53L231 54H229V52ZM235 51V55L233 54V52ZM243 51V52H242ZM251 52V54H247V52ZM37 52V53H36ZM86 52V53H85ZM99 52H97V53H99ZM171 52V53H170ZM180 52V53H179ZM190 52V53H189ZM212 52V53H213ZM3 53V54H4ZM24 53H26L25 55H24ZM28 53V54H27ZM32 53H34V54H32ZM36 53V54H35ZM71 53H73V54H71ZM88 53V54H87ZM97 53L95 54V53H93L92 55L94 56V55H97ZM151 53V55H148V54H150ZM158 53V54H157ZM170 54V56L171 57H173V59H171L170 58V56H168L169 54ZM174 53V54H173ZM239 53H244V55H242V54H240L239 55ZM30 54V55H29ZM32 54V55H31ZM79 54V55H80ZM87 54V55H86ZM137 54H135V56H137ZM158 55L159 57H156V56H153V55ZM177 54V55H176ZM182 56H181V55ZM209 54H211V53H209ZM146 55H148V57L149 56H152V57H155V58H152V57H147ZM177 56L178 58H176L175 56ZM180 55V56H179ZM247 55V56H246ZM263 55V56H262ZM92 56V57H93ZM148 58V59H150V60H152V62L153 61H160V63H158L157 62V66H155V67H153L154 65L153 64H156L155 62H150V61H148V60H146V61H148V62H150V64H151V67L149 66V64H148V62L147 63H145L146 61H143L146 57ZM184 56V57H183ZM25 57H27V56H25ZM24 57V58H25ZM27 57V58H28ZM161 57H163V58H161ZM169 57V58H168ZM183 57V58H182ZM217 57V58H216ZM262 57V58H261ZM18 58V60L19 59H21V56H20V58H19V56L17 57ZM146 58V59H147ZM158 58V59H157ZM161 58V59H160ZM165 58H167V59H165ZM168 59H170V60H168ZM264 59V52L262 51V53H261V55L258 57V59H257V63L256 62H253L255 65H260V63H262V61H264L263 60ZM17 60V59H16ZM175 60V61H174ZM177 61V62H176ZM179 61V62H178ZM183 61H185V62H188V63H185V62H183ZM144 62V63H143ZM166 62V63H165ZM258 62H260V63H258ZM141 63H143V67H144V65H145V68L146 67H148V71H147V68L146 69H140L141 71H139L138 69L140 68V67H142V66H139V65H141ZM168 63V64H167ZM178 65H177V64ZM159 64H161V65H159ZM185 64H187V65H185ZM191 64V65H190ZM252 64V63H251ZM249 65L251 68L253 67L252 65H254V64H252V65ZM148 65V66H147ZM179 65H181V68H180V66ZM192 65H193V67H192ZM257 65V66H258ZM163 66V67H162ZM176 66V67H175ZM190 66H191V68H190ZM153 67V68H152ZM156 67H158L159 69H157ZM162 67V68H161ZM184 67V68H183ZM195 67V68H194ZM255 68H256V66H254ZM253 67V68H254ZM150 68V69H149ZM152 68V69H151ZM253 68H252V70H253ZM134 69V70H133ZM184 71H183V70ZM191 69V70H190ZM193 69H195V71L193 70ZM131 70L134 72V74H132L133 72H131ZM157 70V71H156ZM163 70H164V72H163ZM252 70H249L248 71V77H252L251 79H254L255 78V73H252L251 75H250V73L252 72ZM48 71H50V72H48ZM137 71V72H136ZM139 71V72H138ZM158 71H161V72H159L158 73ZM166 71H167V73H166ZM185 71H187V73H185ZM190 71V72H189ZM97 72V71H96ZM103 72V71H102ZM131 72V73H130ZM135 72H136V74H135ZM152 73V75H151V73ZM157 72V73H156ZM172 72V73H171ZM189 72V73H188ZM46 73V74H45ZM56 73H58V74H60V75H58V74H56ZM63 73V74H62ZM70 73V74H69ZM74 73V74H73ZM148 73H150L149 75H147V76H149L148 77V79H147V77L146 78H144L145 77V74H148ZM154 73V74H153ZM160 73H162L161 75H159ZM164 73V74H163ZM166 73V74H165ZM173 74L174 76H176V77H172L171 76V74ZM193 75H192V74ZM196 73V74H195ZM246 73V72H245ZM40 74V75H39ZM71 74H72V77L74 78V79H72V77H71ZM99 74H103V77L100 75V78H98L99 76ZM104 74H105V76H104ZM138 74V75H137ZM156 74H158L159 75V78H157L158 77V75H156ZM186 74V75H185ZM200 74V75H199ZM43 75V76H42ZM65 75V76H64ZM70 75V76H69ZM86 75V74H85ZM130 75L132 76V79L134 80H132L131 79V77H130ZM143 75V76H142ZM155 76L156 78H153L152 79V77L151 76ZM192 75V76H191ZM2 75H0V79H2V80H4V78L3 77H1ZM80 76H82V77H80ZM142 76V77H141ZM153 76V77H154ZM166 77V82H163L162 81V79H163V77ZM194 76V77H193ZM196 76L198 77V78H196ZM204 78V80L202 79V77ZM254 76V77H253ZM110 77H112V82L110 81L111 80V78ZM126 77H127V79H126ZM130 77V78H129ZM134 77V78H133ZM138 77H139V79H140V77H141V79H140V81L141 80H143V81H146V79H147V82L149 81H152V80H156L158 83H163V84H161V85H158V83H157V85H158V88L156 87V89H158L159 90V88H164L163 90H162V92H161V90H156V89H154V92H153V90L151 91V92H149V90H145V91H143L144 89H143V87H141V85H139V84H141V82H139V80H138ZM151 77V78H150ZM160 77H161V79H160ZM164 77V78H165ZM167 77H172V78H174V79H177L176 81H172L171 79H169V78H167ZM32 78H34V79H32ZM53 78H55V80L53 79ZM63 78H65V79H63ZM69 78V79H68ZM82 78V79H81ZM98 78V79H97ZM104 78V79H103ZM110 79L109 81H107V80H105V79ZM131 79L132 81V86H131V84H130V80L129 79ZM206 78H207V80H206ZM7 79H8V77H7ZM6 79V80H7ZM32 79V80H31ZM36 79V80H35ZM53 79V80H52ZM60 79H62V82L63 81H65V82H69L68 84L67 83H62L61 81H60ZM66 79L68 80V81H66ZM88 79H93V81L94 82H90ZM95 79H97L96 81H95ZM100 79H102V80H100ZM121 81V82H119L120 84H118V82L116 81ZM150 79V80H149ZM159 79L162 81V82H159ZM173 79V80H174ZM196 79V80H195ZM2 80H0V81H2ZM6 80H4V82L3 83H5V81ZM72 80H74L75 82L74 83H70V82H72ZM85 80V81H84ZM86 80H88V82H90V83H87V81ZM113 80H115L114 81V84H113ZM124 80V81H123ZM127 80H128V82L129 83H126L127 82ZM169 80V81H168ZM181 80H182V82H181ZM203 80V81H202ZM30 81H31V83H30ZM34 81H37V83H39V84H37L36 83V85H35V83H34ZM51 81H50V83H51ZM76 81H77V83H76ZM156 81H155V83H156ZM180 81V82H179ZM184 81V82H183ZM218 81V82H217ZM8 82H10L11 83V85H10V83H8ZM12 82H14V81H12V79H8L7 80V85H10V86H13V83ZM48 82V83H47ZM101 84H100V83ZM133 82L135 83L134 85H133ZM137 82V83H136ZM138 82H139V84H138ZM169 83L168 84V86L166 87L165 85H166V83ZM175 82V83H174ZM176 82L178 83V84H180L183 88H181V86L179 85L178 86V84H176ZM206 82V83H205ZM15 83V82H14ZM94 83H95V85H94ZM111 83V84H110ZM126 83V84H125ZM171 83V84H170ZM174 83V84H173ZM181 83H183V84H181ZM208 83H210L209 85H208ZM220 83V84H219ZM237 86V88H236V86L234 85V84ZM6 84V83H5ZM42 84V85H43ZM93 85V86H90V85ZM97 84V85H96ZM98 84H100V85H98ZM109 84V85H108ZM127 84H129V86L127 85ZM138 84V85H137ZM165 84V85H164ZM185 84V85H184ZM212 84L213 85H216V86H220V88H218V87H216L215 88V86L213 87L212 86ZM218 84V85H217ZM221 84H222V86H221ZM223 84H225L226 86H224ZM228 84V85H227ZM54 83L53 84H51L50 86H49V84L48 85H46V86H48V87H54ZM108 85V86H107ZM121 85H123V86H121ZM135 85H137V88H136V86ZM169 85L171 86L172 85V87H169ZM231 85V86H230ZM262 85H263V87H262ZM41 84L37 87V89L38 90H40L41 91ZM44 86H42V89L44 90ZM61 86V85H60ZM87 86V89L85 88ZM135 86V87H134ZM163 86V87H162ZM176 86V88H179V89H177L178 91H175L174 93H173V95H172V92L174 91H170V90H172L171 88H173V89H176V88H174ZM178 86V87H177ZM206 86H207V88H206ZM231 88H230V87ZM260 86V88L261 89H259L258 87ZM13 87H16L17 88V86H16V84L13 86ZM33 87H31L30 89H29V91H33ZM65 87V86H64ZM84 87V89H82V88ZM128 87H130V88H128ZM168 87H169V89H168ZM227 87V88H226ZM234 87H235V89H234ZM81 88V89H80ZM132 88V89H131ZM142 88V89H141ZM166 88V89H165ZM223 88V89H222ZM240 88V89H239ZM242 88V89H241ZM250 88V89H249ZM258 88V89H257ZM32 89V90H31ZM36 89V88H35ZM35 89H34V91H35ZM123 89V90H122ZM136 89H137V91H136ZM139 89H141V90H139ZM209 89V90H208ZM247 91H246V90ZM2 89L0 88V91H1ZM43 90L41 91V93H43ZM86 90V91H85ZM90 90V91H89ZM100 90V91H99ZM155 90H156V92H155ZM168 90V91H167ZM186 91L188 94V96L187 95H185L184 93V91ZM191 92H190V91ZM211 90V91H210ZM214 90V91H213ZM230 90V91H229ZM234 90V91H233ZM239 92H238V91ZM248 90H250V91H248ZM33 91V92H34ZM88 91V92H87ZM91 91H92V94H94V92L96 91L97 92V94H96V92H95V95H97V96H95V95H93V96H91ZM142 91H143V93H142ZM164 91V92H163ZM170 91V92H169ZM184 93H183V92ZM198 91H200V92H198ZM228 91H229V93H228ZM234 93H232V92ZM37 92H39V91H37ZM104 92V93H103ZM122 92V93H121ZM130 92V93H129ZM139 92V93H138ZM141 92V93H140ZM146 94H145V93ZM161 92V93H160ZM169 92V93H168ZM182 92V93H181ZM193 92H198V93H193ZM236 92V93H235ZM242 92H244V93H242ZM3 92L1 91L0 92V100L1 101H4V94H2ZM41 93H39V94H41ZM99 93H101L100 95H98ZM156 93V94H155ZM192 93V94H191ZM231 93V94H230ZM259 93V94H258ZM103 94V95H102ZM105 94V95H104ZM134 94L132 95V96H134ZM140 94V95H139ZM145 95V96H143V95ZM157 95V96H155V95ZM163 94H166V96L168 95V99H170V100H168L167 99V97L166 96H164L163 97V104H159V96L161 95V97L163 96ZM183 96H182V95ZM202 95L203 94V96H205V97H202V96H200L199 97V95ZM216 96H215V95ZM229 94V95H228ZM235 94L237 95V97H235ZM241 94V95H240ZM243 94V95H242ZM246 94V95H245ZM3 95V97H1ZM154 95V96H153ZM171 95H172V98H173V100L171 99ZM175 95H178V96H176L175 98H174V96ZM181 95V96H180ZM193 95V96H192ZM248 95V96H247ZM102 96V97H101ZM136 96V95H135ZM149 95H148V97H150ZM207 96V97H206ZM239 96V97H238ZM263 96V97H262ZM155 97L157 98L156 100H157V102H156V100L154 101V99H155ZM177 97H179V98H177ZM183 98V100L184 99H186L184 102H185V104H184V102H182V100H180V99H182ZM189 97H191V98H193V101H199V102H194L195 104H191L193 101H191L190 100V98ZM197 97V98H196ZM235 97V98H234ZM256 97H258V98H256ZM116 98V97H115ZM196 98V99H195ZM199 98H200V100H199ZM205 98H206V100L207 101H210L211 103H208V102H206L205 101ZM228 98V99H227ZM180 100L179 102L180 103H182V104H180L177 100ZM204 99V100H203ZM224 99L225 100H227V102H225L224 101ZM238 99V100H237ZM257 99V100H256ZM258 99H262L260 102V104H258L259 103V101H258ZM98 100V101H99ZM144 100V99H143ZM174 100H176V101H174ZM213 100V101H212ZM231 100V101H230ZM232 100H234V101H232ZM237 100V101H236ZM241 100V101H240ZM243 100V101H242ZM247 100H248V102H247ZM249 100H250V102H249ZM254 100V101H253ZM165 101L167 102H172V101H174L175 102V104H173L174 102H172V105L173 106H171V103H169L168 104V102H167V104L165 103ZM201 101H203V104L201 105ZM205 101V102H204ZM228 101H230V102H228ZM257 101V102H256ZM177 102L179 103L178 105H177ZM234 102H236V103H234ZM239 102H240V104H239ZM254 104H253V103ZM154 103V104H153ZM162 103V102H161ZM165 103V104H164ZM186 103H188L189 104V106H188V108H187V104ZM197 103V104H196ZM242 103V104H241ZM246 105H244V104ZM248 103H250V105L248 104ZM252 103V104H251ZM9 104V105H8ZM158 104V105H157ZM210 104V105H209ZM230 104V105H229ZM237 104V105H236ZM5 105H8V106H10L11 107V110H13V114H15L16 116H19V115H21L20 117L21 118H24V120L27 122V124L30 126V127H32L31 129L32 130H34L35 132H37V133H40L39 135L40 136H43L42 135V128H41V126H40V124L39 123H37V121L35 120H33V118L31 117V115H27V113L25 112V111H23L22 112V109H19V107H17V106H14V105H12V103L10 104V103H5ZM150 105V106H149ZM154 105V106H153ZM170 105V106H169ZM176 105V106H175ZM180 105H182V108H181V106ZM186 105V106H185ZM195 105V106H194ZM201 107H200V106ZM203 105H205V107L203 106ZM212 105V107H210ZM219 105V106H218ZM107 106H108V108H107ZM157 106H158V108L160 109V106H162V109L164 108H167L166 110H162V112H160L161 111V109L160 110H158V108H157ZM164 106V107H163ZM166 106V107H165ZM169 106V107H168ZM191 106H194V107H191ZM224 106V107H223ZM226 106V107H225ZM230 106V107H229ZM262 106V105H261ZM264 106V105H263ZM16 107V109H14V108ZM106 107V108H105ZM111 107V108H110ZM147 107H149L148 109H147ZM172 107V108H171ZM174 107V108H173ZM180 107V109H178ZM194 109V111L195 110H197V112H199L198 113V115H197V112H195L194 113V111H193V113H192V110L190 109ZM204 107V108H203ZM207 107V108H206ZM214 107V108H213ZM215 107H216V109H217V113H216V109H215ZM228 107V108H227ZM232 107V108H231ZM240 107V108H239ZM256 107V108H255ZM257 107L259 108V111H257L258 109H257ZM18 108V109H17ZM146 108V109H145ZM153 108L155 109V111L153 110ZM188 110H186V109ZM203 108V109H202ZM219 108V109H218ZM220 108L221 109H223V112H222V110H220ZM224 108H226V109H228L227 110V112H226V109H224ZM122 109V110H121ZM133 109V110H132ZM173 109V110H172ZM174 109H177L176 111L174 110ZM183 109H185L184 111H183ZM210 110V113H211V115H210V113H209V111L208 110ZM240 109V110H239ZM256 109V110H255ZM263 109V110H262ZM16 110V111H15ZM118 110V111H117ZM129 110V111H128ZM135 110V111H134ZM138 110V111H137ZM148 110H153L152 112L153 113H151L150 111V113L148 112L147 113V111ZM156 110H158L157 112H160V114L158 113L157 114V112H156ZM170 111V115L168 114V111ZM200 110V111H199ZM202 110V111H201ZM220 110V111H219ZM255 110V111H254ZM131 111V112H130ZM134 111V112H133ZM140 111V112H139ZM146 111V112H145ZM173 113H172V112ZM191 111V112H190ZM212 111H214V112H212ZM224 111H225V113H224ZM234 111V110H233ZM254 111V112H253ZM261 111H263V112H261ZM37 112H38V110H37ZM43 112V111H42ZM42 112L40 113V112H38L39 113V115H37V116H40V115H42ZM116 112V113H115ZM132 112H133V114H132ZM137 112V113H136ZM145 112V113H144ZM156 112V113H155ZM175 112V113H174ZM180 112H178L179 114H180ZM185 112V113H184ZM208 112V113H207ZM258 112V114H256ZM122 113H124V114H122ZM136 113V114H135ZM155 113V114H154ZM192 113V114H191ZM118 114V115H119ZM135 114V115H134ZM139 114V115H140ZM260 114V115H259ZM167 115H169L168 117H167ZM219 115V114H218ZM217 115V116H218ZM258 115V116H257ZM43 116H44V112H43ZM41 116L42 117V119L43 120H45V121H47L46 119H44V117L45 118H47L46 116ZM201 116L203 117V115L201 114ZM201 116H199V117H201ZM30 117V118H29ZM163 117V116H162ZM27 118V119H26ZM164 117L162 118V119H165ZM40 119V118H39ZM41 119V120H42ZM260 119V120H259ZM34 121V122H32V121ZM262 120V121H261ZM44 121V123H46ZM30 124H29V123ZM147 122V121H146ZM146 122H144L145 124H146ZM262 122V123H263ZM47 123L48 124H50V122H48L47 121ZM262 123H259V124H262ZM39 124V125H38ZM94 124V123H93ZM113 125H111V126H114V127H112V128H117V129H115L116 130V132H118L117 133V135L118 136H120V138H121V140L119 139V137L116 139V141H115V139L113 138L112 139V137L111 138H108L109 136L108 135H106V136H103L102 138L100 137L99 139H97L96 141L94 140V142H95V144L96 145H98V143H99V145L102 147H106V149H108V151H109V155H112V156H110L111 158H114L116 161H118V163L121 161V163L123 162V164H124V167H126L127 169H130V170H134L135 169V171H134V175H136L137 173H139L138 174V177H137V175L133 178V177H128L127 175V177L125 176V174H122L121 176H120V178L122 177L123 179L122 180H124V178H125V182L129 185L130 183H133L134 182V184H137L140 188H142V187H145V185L146 186H148V185H150V186H148V190H152L153 188H155V189H153V190H155V191H157L158 190V188H160L161 190H158V191H160L162 194L164 193L166 196H167V198L169 199L170 197L172 198V201L175 203V204H177V205H179V206H181L183 203H186V200L185 199H192L191 201H196V202H198V205H197V203L196 202H194V205L196 206V207H198L197 209H199L200 211H203V213H205L204 211H206V213L208 214L209 212H208V210H210V213H209V215H211L212 217H214L215 218V216L218 218V216L217 215H219V220H221V221H223V220H227V222L229 221H232V223H234V224H236V226L238 225V223H239V225L237 226V227H244V228H253V229H255V230H257V231H259V230H261L260 232H263L264 233V221H262V220H264V218H262L261 219V222L259 221V219H257V218H255V215L256 214H254V216H252L250 213L252 212V210H248L249 212H248V214H246V215H244V214H241V216H240V214H235V212L234 211H232V209L234 208V207H232L233 205H234V203H236L237 201H234V202H232L233 200H229V201H227L226 199H224V197L226 196V194L227 195H229V194H236L237 196H239L240 194L242 195V193L244 194V196L242 195V197H240V198H242V200H245V198H246V200L247 201H253L252 200V198L253 197H256L257 198V200H259V198L258 197H260L262 200H263V202H262V200H261V202H260V200H259V202L261 203V205L262 204H264V192L262 193V189H264V186H262V185H264V182H262L263 184H261V181H263L264 180V175H263V173H264V170H263V173L261 172L262 170H258V168L260 167V168H263V167H261L263 164H262V162H260L261 160H263L264 159V137L263 136H260V137H258V138H255V137H253V135L251 136L252 138H250V140H249V138L247 139L248 141H247V144H248V146L250 145L251 147H249V148H247L246 147V149H244V150H246V152L244 151H242V153H240V155L242 156H240L239 155V153L238 152H236L235 150H234V152H233V154H232V150L230 151V148H234L235 146L234 145H236L234 142H232V141H229L228 143H229V145H231V147L229 148V150H228V148H226L225 146H219V145H221V143L218 145V143L220 142V140L222 141V139L224 138L223 137V135H221L220 136V139H219V135L221 134V132H218V131H215V133H212L211 135H210V132L207 134V136L209 135V137H213V139L211 140V138H210V140L211 141H213V140H217V141H213V143L212 142H209V141H206L205 143L207 144V142H208V144H210V145H212V146H214V143L216 144L217 143V145L216 146H218V147H216V146H214V147H216V149L217 148H219V149H217V151L218 152H220L221 150H223V149H226V151L225 150H223V151H225L224 153L226 154H224L225 155V158H228L232 163H234V164H236V165H234V164H232V167L233 166H235V167H231V169L229 168V171L228 170H225V171H223V169H227V168H225L224 166H222V165H220V164H216V163H219V154L217 153V154H215V152H214V154L215 155H218V156H212L213 154L211 153L210 155H207V160L206 159H204L205 158V156H206V154H209L207 151V149H206V144H203L204 142H202V144L200 145V141H198L197 139H196V141H198V143H199V145H200V147H203V150H202V148H198L197 146H198V143L195 141L194 142V140L195 139H192V140H190V141H188V142H186L185 144H187L186 146H189L190 145V147L191 148H196V149H194V150H192L191 148H189L188 147V149H186L187 150V152L189 153V151H191L190 152V154H192V153H194L195 154V152L197 151V149H201L200 151L201 152H199V151H197V152H199V153H197L196 152V154L198 155V165H204L203 167L201 166V167H199L197 164H196V162H195V160H197V159H195V157H197V156H195V155H188V153H186V152H184L185 151V149L183 148V150L181 151V149H182V147L181 146H178L177 147V145L175 144V143H173L171 146L169 145V143H171V141H168L167 140V138H165V136H164V134H163V137H164V139H163V137L161 136V138L158 136V139H157V137H149L148 136V138H145V137H147V135L145 134V137H143L144 135H142L141 133H139L138 132V134H137V131H135L134 129H132L131 127L130 128H127V127H129V126H126V125H119L118 123H116V124H114V123H112ZM147 124H148V122H147ZM87 125V124H86ZM96 127L98 126L96 123L94 124ZM116 125H119L118 127H115ZM120 126H122L121 127V129H120ZM40 127V128H39ZM90 127H91V124H90ZM96 127H94V128H96ZM126 127V128H125ZM101 128H102V126H101ZM101 128H99V130H102V129H104L105 128V126L101 129ZM36 129V130H35ZM80 131H82V128H78ZM77 129V131H79ZM121 131H120V130ZM76 130V129H75ZM84 130V133L83 132H81V134L83 133V140H85V142H88V140L89 141H91V144H92V142H93V138H89L88 136H84V134L85 133H87V134H89L91 131L90 130H86V129H83ZM112 130V129H111ZM124 130V131H123ZM135 132H134V131ZM90 131V132H89ZM123 131V132H122ZM126 131L128 132V133H126ZM129 131H130V133H129ZM89 132V133H88ZM101 132V131H100ZM134 134H133V133ZM214 132V131H213ZM216 132H218V133H216ZM78 133H80V132H78ZM131 133H132V136L130 137L129 135H131ZM220 133V134H219ZM120 134V135H119ZM127 134V135H126ZM129 134V135H128ZM139 136L140 135V137L142 138H140V137H138L137 135ZM216 134V135H215ZM138 137V138H136V136ZM142 135V136H141ZM161 135H162V133H161ZM213 135H215L216 136V138H215V136H213ZM218 135V136H217ZM249 135V134H248ZM246 133L244 134V136H248ZM121 136H123V139H122V137ZM135 136V137H134ZM206 136V137H207ZM44 137V136H43ZM132 137H133V139H132ZM209 137H207L208 139H209ZM263 137V138H262ZM89 138V139H88ZM126 138V139H125ZM131 138V139H130ZM135 138H136V141L134 142V140H135ZM143 138L145 139V140H143ZM152 140H151V139ZM207 138H205V139H207ZM261 138V139H260ZM86 139H87V141H86ZM140 141H143V143L144 144H142V142L140 141V146H141V152H144V150L143 149H147L148 147H149V145H150V149L151 150H153V152L148 148V150L150 151H146L145 150V152H144V154H146V156H144L143 155V153H141L140 151H139V149H140V146H139V144H137V143H139L138 142V140ZM149 139V140H148ZM155 139V140H154ZM166 139V140H165ZM207 139V140H208ZM260 139V140H259ZM156 140H158L157 142H156ZM161 140H163L162 142H161ZM225 140V139H224ZM99 141V142H98ZM150 141V142H149ZM160 141V142H159ZM166 141H167V143H166ZM192 141V142H191ZM252 141V142H251ZM255 141V142H254ZM93 142V143H94ZM109 142V143H108ZM112 142V143H111ZM125 143V145L127 144V146L129 147V146H131L132 145V147H135L136 148V150L137 151H139L138 152V158H139V156H140V158L139 159H142V160H146V161H148L149 160V164H148V166L150 165V163H152V162H150V160L151 161H153V164L155 165V166H153V167H155V168H153L152 167V165H150V167H152L153 169H155L156 171H158L157 172V174L159 175V173H162L161 171H163V172H165L166 171V173L167 172H169L168 171V168H169V170H170V172L169 173H171V170L173 171V168H174V173H175V179H177L179 182H184V179H185V182L188 180V182H190L191 183V181H193L192 183H194L195 181L198 183V184H196V183H194L195 184V187L197 186V185H199L200 186V184H201V187L203 188L204 187V192H205V194L207 193H212V191H213V193L212 194H214L213 195V197H212V194L210 193V194H208V196L210 197V199L212 198L213 199V201H214V198H215V200L217 201H219V198L221 199V200H226L227 202H228V204H226L225 203V205H227V206H225L224 205V202L223 201H219V203H218V201H217V203L216 204H211V202L210 201H208V200H205V199H203V198H200L199 197V199H203V200H197L198 198H197V195L196 194H192L191 195V193L190 194H187V191H185V190H181L182 192L181 193H178V192H175V191H180V190H178V189H173V188H171L169 185L167 186V184L166 185H164L165 183L163 182V184L161 185V183H162V181H160L159 179H157L156 177H154V178H156V179H153L152 180V177L151 176H149V174H148V176L151 178V180L148 178V176H147V172H143L144 171V168L145 169H147L146 168V164L143 166L142 165V163H145L144 161H142V163H139L138 161H140L138 158H137V162L135 161V159H136V157L137 156H135V157H133V155H131L130 154V152L128 153L127 152V150H125L124 151V148H123V146H122V144H124ZM128 142V143H127ZM134 142V143H133ZM191 142V143H190ZM259 142H261L260 144H262V147L260 146L259 147ZM34 143V142H33ZM89 143V142H88ZM102 143V144H101ZM122 143V144H121ZM147 143H148V145H147ZM154 143H156V144H158L159 146H160V148L161 147H163L164 149H160V148H157V147H159L158 145H157V149H155V146H156V144H155V146H154ZM232 143H234L233 145H232ZM129 144V145H128ZM169 145V146H167L166 147V145ZM176 145V146H173V145ZM191 144H193V145H191ZM246 144V145H247ZM253 144V145H252ZM257 144V145H256ZM98 145V146H99ZM105 145V146H104ZM115 145H119L118 147L117 146H115ZM143 145V146H142ZM145 145H146V148H144L145 147ZM152 145V146H151ZM162 145V146H161ZM196 145V146H195ZM256 145V148L254 147ZM121 146H122V148H121ZM173 146V147H172ZM194 146V147H193ZM237 146V145H236ZM258 146V147H257ZM152 147V148H151ZM166 147V148H165ZM176 147V148H175ZM205 147V148H204ZM220 147H224V148H220ZM181 148V149H180ZM232 148V149H233ZM254 149L255 151L254 152H257V156L258 155H262V156H258V157H256L255 158V156L256 155H253V152H251V151H253V150H251L250 151V149ZM159 149V151L161 152V154H162V156H161V154H160V152L159 153H156V152H158L157 150ZM171 150L170 152H168L169 150ZM180 149V150H179ZM189 149H191V150H189ZM258 149V151H256ZM156 150V151H155ZM162 150H166L165 152L164 151H162ZM179 150V151H178ZM189 150V151H188ZM227 150H228V154H229V156L227 155ZM249 150V151H248ZM260 150L262 151V153H260ZM129 151V150H128ZM172 151L174 152V151H176V152H174V157H175V155L177 156V155H179V153H180V151H181V153H180V155L179 156H181V155H183L184 153H186V155L184 154L183 156H184V158H182V156H181V159L183 160H185V157L188 159V157L190 156V157H192L193 158V160H194V162H195V164H194V162H193V160H192V158H190L189 157V159H191V163L190 162H186V161H182V163L183 164H186L187 163V165L186 166H188V164L190 163L191 165V167H193V166H195V173H194V170L192 171V169L190 168V166L188 167V168H190L191 169V171H190V169H188V168H185V165L182 167V163H181V159L179 158V156H177L178 158H176L177 160H179V161H177L174 157H173V155H172ZM195 151V152H194ZM207 152V153H205V152ZM223 151H221L220 153H222V157H224L223 156ZM251 152L252 154H249L248 152ZM124 152V153H123ZM127 152V153H126ZM184 152V153H183ZM203 152V153H202ZM258 152H259V154H258ZM111 153V154H110ZM113 153V154H112ZM117 153V154H116ZM150 155V156H148V154ZM152 153V154H151ZM155 153V154H154ZM171 153V154H170ZM200 153H202V154H200ZM234 153H236V154H234ZM166 154V155H165ZM168 154H169V156L171 155L178 163H181V165H179L178 163L176 164L175 162L173 163V160H172V158H171V156L169 157L168 156ZM248 155L249 154V156L251 155V156H254V158L253 157H249V156H246V155ZM256 154V153H255ZM115 155V156H114ZM143 155V156H142ZM152 155V156H151ZM155 155H157V156H155ZM159 155V156H158ZM188 155V156H187ZM201 155H203L202 157H199V156H201ZM205 155V156H204ZM235 155V156H234ZM127 156H129V158L127 157ZM164 156V157H163ZM208 156H211V157H214L215 159H217L216 157H218V159L217 160H215V159H213L212 161H211V163L212 162H214V164L212 163H210V161L209 160H211L212 158L211 157H209L208 158ZM232 156V157H231ZM241 157V158H239V157ZM94 157V155L93 156H90L89 157V159H92V158ZM117 159H116V158ZM122 157H124V158H122ZM141 157H144V158H141ZM151 157H155V158H151ZM171 158L170 160H172V162L170 161V160H168V158ZM246 157H248L247 158V160H246ZM96 158V159H95ZM95 158H93L92 159V161H96V160H98L99 158H97L96 156H95ZM133 158V159H132ZM135 158V159H134ZM161 158V159H160ZM167 158V159H166ZM211 158V159H210ZM234 160H233V159ZM252 160H251V159ZM257 158H259V159H257ZM261 158H263V159H261ZM119 159V160H118ZM120 159H122V160H120ZM154 159V160H153ZM201 159V160H200ZM202 159H204L205 161V163L204 162H202L203 160ZM209 159V160H208ZM250 159V160H249ZM261 159V160H260ZM164 162V164H165V166L166 167H168L167 169L164 167V165H163V162ZM174 160V161H175ZM200 160V161H199ZM239 160V161H238ZM250 162H249V161ZM253 160H255V163H256V161L257 162H259V163H257V164H259L260 166H258V165H256L255 163H254V161ZM260 160V161H259ZM39 160H36L34 163H32V164H30L31 166H32V168H30L29 166L27 167V169H28V171L30 170L31 172H34L33 171V169L35 170V171H37L38 170V168L40 169V168H42L43 166L42 165H48V161L46 162V161H42V163H41V160L38 162ZM135 161V162H134ZM155 161H157V162H155ZM243 161V162H242ZM134 162V163H133ZM141 162V161H140ZM156 164H155V163ZM162 163V166L164 167H162L161 166V163ZM169 162V163H168ZM171 162V163H170ZM206 162H209L208 164H210V165H208L209 166V168H211V166H212V168H213V166L216 168V170H214V168L212 169V171L210 170V169H208V167H206L205 166V164H206ZM240 162V163H239ZM45 163H47V164H45ZM130 163V164H129ZM136 163V164H135ZM146 163H148V162H146ZM158 163V164H157ZM204 163V164H203ZM248 164L247 166H246V164ZM251 165H250V164ZM263 163H264V161H263ZM36 164H38L37 166H38V168H37V166H36ZM39 164L41 165V167H39ZM139 166H138V165ZM140 164H141V166L142 167H144V168H142V167H140ZM160 164V165H159ZM173 164H175L176 165V167H175V165H173ZM216 164V165H215ZM244 164V165H243ZM254 164L256 165V166H254ZM262 164V165H261ZM35 165V166H34ZM130 165V166H129ZM177 165H179V166H181L182 167V169H181V167H179V166H177ZM207 165V164H206ZM219 165L221 166V169H222V172H228V174H225L224 176H226V177H224L223 175H221V174H223V173H221V172H219V171H221V170H219ZM249 165L251 166V167H249ZM197 166V167H196ZM219 168H218V167ZM236 166L238 167V169L239 170H243L244 172H245V174L246 175H248L249 177L248 178H251L253 175L255 176H253L252 177V179L256 182L257 181V179L259 178V177H263L262 179H258V181L260 182V184H259V182H258V188L260 189V191L258 190V188L256 189V185L254 186V185H251L250 184V182L252 181V183H253V180H251L250 182H249V180H247V183L248 184H246V180L245 179H247V178H242L243 176L245 177V175H243L242 176V174H244V172L243 171H239L238 169H235L236 168ZM255 168H254V167ZM264 166V165H263ZM14 167H16V168H14ZM36 167V168H35ZM129 167V168H128ZM136 167V168H135ZM156 167H158V168H156ZM161 167V168H160ZM222 167H224V168H222ZM258 167V168H257ZM134 168V169H133ZM200 168H202V169H200ZM240 168H242V169H240ZM245 168H246V170H245ZM248 168V169H247ZM250 168H251V170H250ZM257 168V169H256ZM7 169H8V171H7ZM11 169V172H9V170ZM19 169V170H18ZM142 169H143V171H142ZM166 169V170H165ZM183 169H185L184 171H183ZM193 169H194V167H193ZM200 169V171H202V170H204L203 171V173H200L198 170ZM233 169H235L237 172H239V173H237V172H235V171H233L232 172V170ZM254 169V170H253ZM264 169V168H263ZM18 170V172L19 171H21L20 170V168L18 167V166H16V165H13L11 168H3V169H0V173H2L3 175H7V173L6 172H9V174L10 175H14V173L16 172ZM160 170V171H159ZM176 170V171H175ZM178 170H180V171H178ZM231 170V171H230ZM254 172H253V171ZM2 171V172H1ZM14 171V173L12 174V172ZM147 171V170H146ZM197 171H198V173H197ZM253 173H251V172ZM4 172V173H3ZM135 172H136V174H135ZM183 172V173H182ZM189 172H191V173H189ZM216 172V173H215ZM219 172V173H218ZM242 172V173H241ZM247 172H249L250 174H248ZM256 172H260L259 173V175H258V173L255 175V173ZM174 173H171V174H174ZM177 173H180V174H178V176H177ZM200 173V177L199 176H197L198 174ZM219 175H218V174ZM232 175L230 178H229V176H230V174ZM234 173H237V174H240V176H239V179H235V178H237L238 177V175L237 174H235L236 176H235V178H234ZM8 174V175H9ZM16 174L17 175H19L18 173H15V175L14 176H16ZM163 174H165V173H162V175ZM181 175V176H180ZM195 175V176H194ZM228 175V176H227ZM261 175V176H260ZM251 176V177H250ZM258 178H257V177ZM20 177V176H19ZM177 177H179V178H181L182 180H179ZM186 177V178H185ZM190 177H196L195 179V181H194V179H189ZM207 177V178H206ZM247 177V176H246ZM17 179H18V176L16 177ZM148 178V179H147ZM188 178V179H187ZM198 178H200V179H203L201 182H198ZM226 178V179H225ZM235 179V181L233 180L232 181V179ZM20 179V180H19ZM18 179V182H17V185H16V188L18 187V186H21V184L23 185V186H25V183H22L23 181L25 182V180L24 179H21V177ZM129 179H131V180H129ZM141 181H140V180ZM198 179V180H197ZM205 179V180H204ZM240 179H241V181H240ZM242 179H244L245 181V184H243V181H242ZM256 179V180H255ZM22 180V181H21ZM127 180V181H126ZM135 180V181H134ZM139 180V181H138ZM155 180V181H154ZM206 180H209V182L207 181L206 182ZM231 180V181H230ZM130 181V182H129ZM133 181V182H132ZM158 181V182H157ZM205 183H204V182ZM210 181H211V183H210ZM36 182V179H35V181L32 183V185H33V187H34V185H37L38 183H35ZM140 182V183H139ZM203 182V183H202ZM221 182V183H220ZM208 183H209V185H208ZM218 185H217V184ZM225 185H224V184ZM238 183V184H237ZM1 184V183H0ZM141 184V185H140ZM142 184H143V186H142ZM148 184V185H147ZM178 184V183H177ZM180 184V183H179ZM178 184V185H179ZM204 184V185H203ZM234 184V185H233ZM72 185V184H71ZM69 185L68 186V189L70 188V187H73L74 186V188L76 187V185L74 184V185ZM181 185V184H180ZM203 185V186H202ZM220 185H222L223 187L224 186H226V187H220ZM244 185V186H243ZM246 185H248V188H247V186ZM250 185V186H249ZM142 186V187H141ZM209 186H211V187H209ZM219 186V187H218ZM253 186V187H252ZM259 186H261L262 187V189L259 187ZM250 187H252V188H250ZM255 187V188H254ZM19 188V187H18ZM149 188H151V189H149ZM170 188V189H169ZM219 188V189H218ZM220 188H222L223 189V191H221V189ZM226 188H228L229 190H226ZM236 188V189H235ZM36 189V188H35ZM34 189V190H35ZM205 189H208V190H205ZM211 191H210V190ZM226 191H225V190ZM239 189V190H238ZM253 189V190H252ZM4 190V192H0V200L2 201V203L5 205V207H8V209L10 208H16V206H17V210H22L21 212H23V211H27L28 209H29V207H24L23 208V206L21 207V206H18L17 205V202L15 203H13V201H15L16 199L14 198V196L12 195V193L10 192V191H12V190H10V189H2V188H0V191H3ZM69 190H72V188L71 189H69ZM174 190V191H173ZM217 190V191H216ZM222 192H220V191ZM257 190V191H256ZM157 191V192H158ZM210 191V192H209ZM227 191L228 192H231V193H227ZM233 191V192H232ZM235 191V192H234ZM257 193H256V192ZM6 192H8L7 194H6ZM159 192V193H160ZM166 192V193H165ZM184 192H186V194L184 193ZM239 192H240V194H239ZM4 193V194H3ZM168 193H169V195H170V197H168ZM173 193V194H172ZM219 193H221V194H219ZM261 193V194H260ZM10 194V195H9ZM163 194V195H164ZM177 194V195H176ZM180 194V195H179ZM185 194V195H184ZM218 194V195H217ZM224 195V197H223V195ZM234 194V195H235ZM246 194V195H245ZM259 196H258V195ZM5 195H6V198H5ZM12 195V196H11ZM164 195V196H165ZM175 195V196H174ZM178 195H179V197H178ZM189 195H191V196H189ZM196 195V196H195ZM211 195V196H210ZM222 195V196H221ZM9 196H11L10 198H9ZM174 196V197H173ZM180 196H182L184 199H182V197L180 198ZM186 196V197H185ZM189 196V197H188ZM218 196H220V197H218ZM263 196V197H262ZM13 197V198H12ZM44 197V196H43ZM42 197V198H43ZM194 197H196V198H194ZM12 198V199H11ZM49 199V197L48 196H45L44 197V199L42 200L43 201V203H46V202H48V199ZM223 198V199H222ZM240 198H238V199H240ZM3 199V200H2ZM4 199H5V201H4ZM47 199V200H46ZM209 199V200H210ZM251 199V200H250ZM253 199H255V198H253ZM171 200V199H170ZM180 201V202H177V201ZM183 200H185V201H183ZM245 200V201H246ZM12 203H11V202ZM182 201H183V203H182ZM190 201V200H189ZM208 201V203L209 204H207L206 202ZM254 201H256V199L254 200ZM4 202H6V203H4ZM188 202V201H187ZM201 202V203H200ZM203 202H205L206 204H204ZM221 202V203H220ZM222 202H223V207H226V208H223V207H221V204H222ZM9 203H11V204H9ZM214 203H215V201H214ZM229 203H232V205L231 204H229ZM13 204V205H12ZM72 204V207H71V212L73 213L72 215H76L79 211L78 210H80V211H82L83 210V212H84V214H81L82 212H79L78 213V215L80 214V215H82L83 217L84 216H88L89 215V217H90V215H91V217L93 218V216L95 215V217H97V215L93 212V211H91V210H86L85 208H83V207H81L80 205H78V203L75 201V200H72L71 202H70V205ZM193 204V203H192ZM204 205V206H202V205ZM217 204H219L218 205V207H219V209L220 208H223V209H220L221 211H224L223 213L222 212H220V211H218L217 210ZM237 205H240L241 206V204H239V203H236ZM234 205L235 207L237 206V205ZM3 205V206H4ZM8 205H10V206H8ZM15 205V206H14ZM184 205V204H183ZM182 205V206H183ZM206 205H211V206H206ZM214 205H216V206H214ZM12 206H14V207H12ZM263 206V205H262ZM75 207V208H74ZM205 207V208H204ZM212 207V208H211ZM216 207V208H215ZM22 208V209H21ZM204 208V209H203ZM214 208V209H213ZM228 208V209H227ZM263 208H264V206H263ZM16 210V209H15ZM73 210V211H72ZM226 210V211H225ZM235 214V216L237 217L238 216V218L240 219V220H238L235 216H234V214L232 213V212ZM54 212V213H53ZM74 212H77V213H74ZM253 212H254V210H253ZM24 213V212H23ZM52 213H53V217L52 216H50V217H48L47 219L45 218V217H43V218H45V222L41 219L42 218V216L40 217H38V218H36V219H33V220H31V221H29V222H26V223H28V224H26L25 225V227H24V229H22L21 228V226H19V236H16L17 237V241H15L16 243L15 244H20V245H22V247H24V249H22V247H19L18 245H15V244H13V242L10 240V238L8 239V237L7 236H4L5 234H6V231H1L0 232V252H2L3 253V256H1L2 255V253H0V262H1V264H20V263H22V264H26L27 262L25 261V260H27V261H29L32 257H33V261H30L29 263H31V264H36V262H37V264H38V261H40V259H41V261H42V259H43V261H42V264H49V263H52V261L54 260V263L55 264H63L64 263V260H65V263L66 264H94V262L92 261H89V256H91V255H93V254H102L103 253V250L102 249H110V250H118V251H120V255L122 256L120 259L122 260L123 259V261H124V257H125V254H123V252H125V251H130V252H132V254H135L136 255V262H137V264H149L150 262L152 263V264H163V263H165V264H198V263H196V262H202L203 264H224L221 260L220 261H218L219 259L218 258H216V260H215V258L214 257H210V256H207L206 258H205V251L206 252H213V253H211V256L213 255V254H217V251H216V248H215V241H214V239L212 238V237H210L209 236V239H208V237L205 235V234H203V235H200V234H192V235H190V234H188V240H191V242L192 243H194V245L195 246H198L200 249H201V252H200V254L202 253V251H204L201 255L203 256H197V255H195L194 253H197V252H190L189 250L188 251H186V255H185V251H184V261L186 262H184V261H182V260H177V259H168L167 261H161V258H160V255L159 254H157V253H159L158 251H157V248H151V247H147V241H148V235H146V232L145 233H143V235L140 237V244L135 248V246L134 245H132V243H131V239H132V233L131 232H127V231H124L122 228H115V229H113L112 230V224H114V223H116V222H118V223H122L123 225H124V223H126L127 225L128 224H132L133 223V226L135 225V227H137V228H143V227H145V225H144V219L142 218V217H137V218H132V217H130L129 215H127V214H124L123 215V218L122 219H120V221H115L114 219H112V224L110 225H105L102 221L103 220H101V218H103L102 216H98V218H99V220H100V223H99V220L97 219V221H96V223L95 222H93L92 224H90V227L89 228H86L85 227V224H84V222H82V220H80V221H78V222H80V223H78L76 220L77 219H75V221H73V216H72V218L70 217V216H68L67 214H66V212L65 211H60L59 213H58V208H56V206H54L53 208H52ZM56 213V214H55ZM64 213H65V215H64ZM212 213H213V215H212ZM214 213L216 214V215H214ZM228 213V214H227ZM247 213V212H246ZM255 213V212H254ZM60 214H62V215H60ZM230 214V215H229ZM55 215V216H54ZM58 215V216H57ZM59 215H60V217H59ZM77 215V216H78ZM230 216V217H234L233 218V220H232V218H228V216ZM248 215H250V216H248ZM82 216H80L81 218H82ZM125 216V217H124ZM225 216V217H224ZM246 216V217H245ZM67 217H70L71 219H68ZM128 217H129V220H127L128 219ZM222 217V218H221ZM243 217V218H242ZM247 217H249V218H247ZM256 217H257V215H256ZM60 218V219H59ZM68 219V222L66 221L67 219ZM224 218V219H223ZM250 218H252L251 219V221L249 222V220L248 219H250ZM52 219V220H51ZM61 219H64V221L63 222H59V221H61ZM91 219V218H90ZM234 219L235 220H237V221H234ZM244 219H246V221L244 220ZM255 219V220H254ZM46 220H47V222H46ZM91 220H94V218L93 219H91ZM244 220V221H243ZM248 220V221H247ZM257 220V221H256ZM17 221V220H16ZM40 221V222H39ZM41 221L42 222H44L43 224L44 225H47L46 227L41 223ZM50 221V222H49ZM55 221V222H54ZM240 221V222H239ZM254 221H256V222H254ZM31 222V223H30ZM36 222V223H35ZM49 222V223H48ZM101 222H102V224H101ZM258 222V223H257ZM261 224H260V223ZM40 223V224H39ZM98 223L100 224V225H98ZM139 225H138V224ZM248 223V224H247ZM255 223V224H254ZM257 223V224H256ZM263 223V224H262ZM34 224H35V227H34ZM51 224V225H50ZM55 224H57L56 226H55ZM98 226H97V225ZM125 224V225H126ZM260 224V225H259ZM19 225V224H18ZM28 225H30V226H28ZM42 227H41V226ZM251 225V227H249ZM254 227H253V226ZM27 226V227H26ZM39 226V227H38ZM49 226H51V227H49ZM55 226V228L56 229H54L53 227ZM59 226V230L61 231H64L65 233L63 234V236H65V238H62L63 239V242L61 243L63 246H62V250L64 251V252H66V253H64L62 250L59 252V253H55L54 252V250H52V248L54 249V247H56V243L54 242V239H52L51 237H50V233H53V232H56V231H59L58 230V227ZM66 226V227H65ZM73 226H76V227H74V229L76 230V231H74V229H73ZM28 227H32L31 229L30 228H28ZM44 227V228H43ZM155 227H157V224H156V226ZM26 228V229H25ZM67 228H68V230H72V233H70L68 230H67ZM86 228V229H85ZM259 230H258V229ZM29 229V230H28ZM45 229V230H44ZM52 229H54V230H52ZM88 229V230H87ZM95 229V230H94ZM119 229V230H118ZM25 230H27V231H30L31 230V233L33 234V236H35V237H37L38 235V237L37 238H39V239H43L42 241L43 242H45L46 244V246H47V248L48 249H46V246H45V248H40V250H37V249H39V248H37V247H39L38 245H34V244H31L32 246H30V245H28V244H26V246H28V247H26L24 244H25V239H20V238H26V234H23V232H25ZM90 231V232H88L89 234H90V236H89V234L87 233V231ZM111 230V231H110ZM145 230V229H144ZM263 230V231H262ZM106 231V232H105ZM20 232H21V234H20ZM34 232V233H33ZM39 234H38V233ZM73 232H74V234H73ZM78 232H79V234H78ZM113 232V233H112ZM114 232H116V233H114ZM3 233V234H2ZM5 233V234H4ZM82 233V234H81ZM121 234L120 236H118V235H116V234ZM56 234V233H55ZM93 234V235H92ZM113 234H115L117 237H118V239L120 240V242L119 243H116V242H113V241H110V240H107V238H105V237H108L109 235L110 236H112ZM41 235V236H40ZM57 235V234H56ZM81 235V236H80ZM102 235V236H101ZM127 235V236H126ZM183 235H186L185 233H183ZM199 237H198V236ZM48 236V237H47ZM122 236V237H121ZM201 236H202V238H201ZM204 236H206L205 237V239L203 238ZM44 237H46V240H45V238ZM1 238H2V240H4L6 243H4V241H1ZM5 238H7V239H5ZM142 238V239H141ZM12 242V244L11 243H7V242ZM200 243H199V242ZM19 242H21V243H19ZM22 242H23V244H22ZM64 242H65V244H64ZM98 242V243H97ZM101 244H100V243ZM202 242H204V243H202ZM116 243V244H115ZM120 243H123V246H127V248H128V250H127V248H125V247H121L120 246ZM48 244V245H47ZM87 244V245H86ZM202 244L203 245H205V246H202ZM1 245H3V246H1ZM11 245V246H10ZM24 245V246H23ZM52 246V248H50L49 249V247H51ZM106 245V246H105ZM117 245V246H116ZM129 245V246H128ZM210 245H211V249L209 248L210 247ZM16 248H15V247ZM103 246H105V247H103ZM19 247V248H18ZM34 247V248H33ZM97 247V248H96ZM122 249H121V248ZM131 247H133V248H131ZM26 248V249H25ZM33 248V249H32ZM80 248V249H79ZM85 248V249H84ZM87 248V249H86ZM118 248V249H117ZM147 249V248H149V251H145V250H143V249ZM205 248H207V249H205ZM215 248V249H214ZM77 249H79V250H77ZM97 249V250H96ZM100 249V250H99ZM126 249V250H125ZM141 249H142V251H141ZM152 249V250H151ZM213 249H214V251H213ZM30 250V251H29ZM32 250V251H31ZM35 250H37V251H35ZM85 250V251H84ZM122 250V251H121ZM132 250V251H131ZM135 250V251H134ZM154 250H155V252H154ZM5 251V252H4ZM8 251H9V254H8ZM34 251V252H33ZM43 251H44V253H43ZM47 251V252H46ZM76 251V252H75ZM96 251V252H95ZM35 252H36V254H35ZM46 252V253H45ZM69 252V254H67ZM100 252V253H99ZM14 253H15V256H14ZM33 253L35 254V255H33ZM42 253V254H41ZM143 253V254H142ZM145 253V254H144ZM6 254H8V257L6 256ZM52 254V255H51ZM71 254H72V256H71ZM198 254V253H197ZM10 255H12V256H14L15 258H12V257H9ZM16 255H18V256H16ZM79 255V256H78ZM188 255V256H187ZM32 256V257H31ZM68 256V257H67ZM71 258H70V257ZM142 258H141V257ZM16 257H18V259L16 258ZM24 257V258H23ZM26 257H28V259L26 258ZM74 257H76V258H74ZM189 259H188V258ZM9 260H8V259ZM26 258V259H25ZM35 258H36V260H35ZM40 258V259H39ZM74 258V259H73ZM193 260V263H192V260ZM196 258H198V259H196ZM201 258H202V260H201ZM11 259H12V261H11ZM13 259H17V260H14V262H13ZM23 259V260H22ZM37 259H39L38 261H37ZM208 259V261H206ZM210 259V260H209ZM2 260V261H1ZM58 260V262H56ZM201 260V261H200ZM215 260V261H214ZM17 261V262H16ZM34 261H36V262H34ZM143 261V262H142ZM181 261V262H180ZM188 261H190V262H188ZM195 261V262H194ZM62 262V263H61ZM72 262H74V263H72ZM163 262V263H162ZM168 262V263H167ZM184 262V263H183ZM64 263V264H65ZM150 263V264H151ZM28 264V263H27ZM41 264V263H40ZM117 264V263H116Z\"/></svg>",
	"mask_w": 264,
	"mask_h": 264
}]
</instances>
